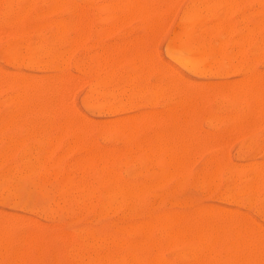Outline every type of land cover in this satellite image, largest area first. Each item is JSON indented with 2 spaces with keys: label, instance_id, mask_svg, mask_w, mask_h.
I'll return each mask as SVG.
<instances>
[{
  "label": "rangeland",
  "instance_id": "obj_1",
  "mask_svg": "<svg viewBox=\"0 0 264 264\" xmlns=\"http://www.w3.org/2000/svg\"><path fill=\"white\" fill-rule=\"evenodd\" d=\"M11 1L12 0H8V1L7 0H0V14L2 13L4 16H6L5 11H6V14H8V10H7L8 4L11 6L12 10L15 9L14 14L12 13V10L10 9L9 10L10 13L8 14V16L3 18V16L0 15V19H1L0 20V79H1L0 84H2L0 86V99L3 98L2 100H0V117H3V119H4V120L0 119V123H2V121H4L2 123V125H5V120L8 119V123H9L8 128L10 127L9 129H7L5 127L6 126L5 125L4 130H3V127L0 124V131L2 130V132H0V137H1L0 140H2V141H0V146H3L4 141L8 142L7 138L9 139V137H10V140L8 143L9 148H7L8 147L7 143H5V146L7 145V147H5L4 150L7 151V154L5 155V157H1V159L3 158V160L0 162V173H1L0 178L6 177L5 175H7V178L9 179V182H7V181L4 182V180L0 181V194L2 192V194L0 196V234H2V236H0L1 247H2L1 243H3V249L0 247V250L2 252V253L0 252L1 253L0 256L3 255L0 258V264H7V263L8 264H15L14 260L16 263L18 262V264H19V262H20V264H21V262H22V264H54V263L55 264H75V263L76 264H80V263L81 264H93L94 260H95L94 264H99L101 261H102V264H122L123 262H124L123 264H130V263L133 264V262H134V264H142V263L143 264H161V263L162 264H187V263L189 264L190 259H194V257L190 258L188 256L185 259V255L187 256V253L185 251H187V252L189 251L188 250L189 249L188 244L186 243L187 244V246H186V244H184L185 240H184V243H182L183 240H181V241H179L180 246L177 247L179 243H178V240L174 239V237H173L174 235L173 236L171 235L172 234L171 229L167 228L164 231L165 227L163 228L161 226H157V232L155 233L156 227L149 230V232H146L145 230H138L136 228H133V227L139 225L140 223L145 222L146 220L147 221L154 220L155 216L162 215V214L163 215L166 214L169 216L170 213H171L170 217H172V215H173L174 216L173 218L180 217L181 219H184L186 221V223L189 226H191L192 230H193V228H194V231L199 230L198 232H200V234H203L204 236H206V235L208 236L209 233H210L209 235L212 234L210 231H208L210 228H212L214 226L218 227V228H212L211 229L212 232H214L215 229H218L217 230L218 234L216 233V231L213 234L214 237L217 238L216 245H215L216 248L213 245V247L211 246V250H210V246L209 247L207 246L208 251H207V247H204L206 249V251L204 249L203 252H202L201 248L197 249L196 253H197V257L199 259L195 258L196 261L193 260L194 263L191 260V264H198V262L200 264H207V263L212 264L213 262L216 264V261H217V264H219L221 261H223L227 257V255H228L227 252H228V250H230L231 247L228 249V244L226 243V241L229 240L230 238L234 237L233 233L231 236V232H232L231 227L233 226L232 225V223H233L232 219H234V217H233L234 214H235V217H237L236 219L237 220L239 219L238 221H239V225L241 226V230L244 228V227H242V223H241L242 222L241 215L243 214V216H246L247 220L249 217V220L251 223L247 224V221L245 220V225L244 224L243 225L248 227L247 229L245 227V230H248L250 227H251V230L252 229L254 230L253 234L251 236L253 238L252 239L253 240L252 245L254 243L256 245H258V246H256L254 244L256 247H258V249L256 247L255 248H256V252L260 253L259 254L260 258L258 257V255L256 257V255H255L256 253H254L255 248H254V246L252 247V245H251V247L253 248V250L249 249L250 247H246L245 254L244 253L242 254L243 250H245V249H242V250L239 249L238 250L239 252L237 251L238 255L242 254L241 256H243L242 257L243 259H244L245 255H247L245 257V258H247V261L244 260V263L246 262L245 264H256V262H257V264L263 263L264 262V256L262 255V253L264 252L263 239H262V243H261V242H258L259 238L258 239L256 238L257 235L260 232H262V229H261V231L257 232L256 227L259 226V229H260V227L263 228V232H264V216H263L264 211H262V204L264 206V175H263L264 174V171H263L264 167H263V169L259 168L262 164L264 165V114L262 115L263 112L261 110V106H259L261 103L260 102L261 97H262L261 94L264 93V91H263L264 85L261 86L262 93H260V91H261L260 90L258 92V94H256L257 96H255L254 91H255V93H257L256 90L260 89L259 84L262 85L264 83V80L261 79L264 77V51H263V48H264V0H242V1L241 0H232V1L227 0V1H229L228 3L231 2V4L235 1L236 2L238 1V3L240 2V4L237 3V5H235L236 2L233 3L234 8H233V5L231 7L230 4H229V8H228V4L224 0H218V1L217 0H212V1L209 0V3H211L210 8H202L203 10L201 8H197L200 10V12L196 8H195L196 10L193 8H189L190 4L192 2L194 3L195 0H169V2L167 0V1H165V4H164V0L163 1L162 0H145V1L139 0L140 4L142 3L141 6L145 5V7H146V8H142V9L140 7V11H139V8H137L139 11V14L136 12V10H137L136 8H133V11H132V8H127V10H131L130 12L129 11L125 12L124 8L123 9L121 8V10H120V8H115V10L113 8V10H114L113 12L111 9L110 15L111 14H112L111 16L118 15L117 16L118 19L116 16H115V19L109 18L110 15L108 13H109L110 8H108L106 11V8H107L106 5L108 6V4H109V6H110V2H113V0H80V1L79 0H68L67 3L65 2L66 1L65 0V1H62V3H60L61 5H58V6H57L58 3L57 4L54 3V5H55L54 7H56V6L58 7V9L57 10L55 9L54 12H53V1L54 0L53 1L41 0V1H43L44 4L40 0L39 1L38 0H36V1L32 0L35 5H32L33 2L27 3L28 0H23V1L18 0L17 3H16L17 0H15V1L13 0V4ZM37 1H38V3H37ZM90 1H93V2L91 3ZM158 1H159V3H157ZM197 1L198 0H196V2ZM14 2L16 3V5ZM39 2H41V4ZM74 2H77V3H75L76 7L73 5ZM86 2L89 5V10L86 9V11L87 12L89 11L88 13L90 15L87 14L86 11L84 10V12H85L84 16L86 18L85 19L82 11H83V9L87 8L85 5ZM147 2L149 4V6L147 5ZM212 2H214V3H212ZM216 2H217V5H219L218 8L216 6H214V4ZM218 2L219 3L221 2V4L223 3L224 5L226 3L225 6H227V7L224 8V5L220 6V4ZM63 3H64V7H62L60 9V7L62 6ZM65 3H66V5H68V3H70V5H68L69 8L71 7L73 10H75V11L77 10V12H79L78 11V9H80L79 6L82 5L81 11H80L82 13V15H80V13H78V14L80 15L81 18L83 16L82 19H84V23L89 22L88 26H85L86 25V23H85V25H84L85 29H84V27H83V29H80V28L77 29L76 28V27H78V25H79V27L82 28L83 20L81 22L80 17H78L79 15L76 16L77 12L74 13V11L71 8H70V10L67 9L68 6L66 7ZM71 3H72V5H71ZM78 3H79V5H78ZM167 3H169V5H167ZM27 4H28V6H27ZM83 4H84V6H83ZM152 4H153V6H152ZM90 5L92 7V10L90 8ZM240 5H241V7H240ZM31 6H33V8ZM72 6L75 8H73ZM151 6H152V8H149ZM163 6H164V8H163ZM16 7H18V8H16ZM28 7H29V9L31 8L30 11H29ZM50 7H52L51 8L52 11L50 10ZM102 7L105 9H103ZM8 9H9V6H8ZM190 9H192V10L190 11ZM16 10H17V12H16ZM22 10H24L23 13H21ZM25 10H27V12ZM116 10H117V13H116ZM122 10H124V12H121ZM142 10H145V14H144V11H142ZM193 10H195V13H197V14L201 13V15H197V14L196 15L198 16L197 19H199L200 16L202 17L200 19V21L202 23L200 22V24H199L197 21V23L194 24V22H196V19H195L191 23V25H192V29H191L190 24L185 25V21H183L184 22V24H183L182 20L184 19V16L187 14V12L188 13L193 12ZM57 11H59V12H57ZM119 11H120V13H119ZM37 12L39 13L38 15H37ZM67 12H68V14H67ZM134 12H136V13H134ZM141 12H143L144 18H143V15L142 16L140 15ZM25 13L27 14V18L24 19V17H23L22 18L23 21L21 22L20 21L21 15L26 17ZM93 13L95 14L98 21L96 20V18L94 21L93 17H95V16ZM125 13L127 14V16ZM12 14H13V16H12ZM18 14H20V17H18ZM34 14H36V16ZM128 14L131 17V19H130V17L127 18ZM150 14H151V16H150ZM122 15H123V17H126V19L125 18L123 19ZM15 16H16V18H15ZM71 16H72V19H71ZM77 17H78V19H77ZM74 18H76V21H78L77 22L78 24L77 23L75 24L76 27L74 26V20H73ZM120 18L122 19V24H121ZM99 19L101 22H99ZM71 20H73V26H72ZM111 20H112V23H111ZM117 20L120 21V23ZM124 20H126V21L128 20V22H126ZM57 21H59V23H58L59 25L55 24ZM69 21L71 22V24ZM28 22H29V24H28ZM60 22H62V24H63V25L61 24L62 27L65 26V28H64L65 33L63 31L64 29L60 25ZM150 22H152V23H150ZM181 22H182V24H181ZM22 23H24V26ZM32 23H33V25H32ZM35 23L38 24V25L36 24L37 28L34 27ZM66 25H67V28H66ZM31 26H32V28H31ZM117 26H119V27H117ZM187 26H188V30H186V31H189L188 33H190L189 36L191 37L190 38L191 42H195V40H196V43H197V42H200V41H203L206 39V41H208V45L210 47H214V48L216 47L217 48V45L218 46L221 45L218 48L220 53H219V56H216V62L214 61L215 59H213V57L215 55L209 56V57L206 56L205 57L206 61H202L195 68L188 69V68L182 66L180 63H178L174 59V57H176L178 54L177 51H173V54L175 56H172L168 53V47L170 45V41L173 39L174 36H178V34L180 35L182 33V35H180V36H183V33L185 34L184 27L187 28ZM195 26H197V28ZM40 27H42V28H40ZM86 27H88V28H86ZM39 28L41 30H39ZM189 28H190V30H189ZM57 29H59L58 32H57ZM201 29H202V31H201ZM35 30L37 31L36 33H35ZM60 30H61V34H59ZM79 30L80 31L83 30V31H81V35H82L81 40H80L81 36H79L80 32H77ZM199 31H200V33H199ZM204 31H205V36H204ZM20 33H22L23 35ZM54 33H55V35H54ZM62 33H63V38H62ZM83 33H84V35H83ZM85 34H87V36H85ZM56 35H57V37L59 35V37H58V39L56 37V41H55V39L53 40V38H55ZM52 36H53V38H52ZM243 36H245V38ZM246 36L247 37L250 36L251 38L250 37L246 38ZM69 38H71V39L69 40ZM78 38H79V40H78ZM184 38H185V36H184ZM207 38H208V40H207ZM24 39H25V41H24ZM59 39L60 40L62 39L63 41H60ZM72 39L74 40L73 44L75 43V39L78 40L77 42H79V44L76 42L78 44V46H75V45H77L76 43L74 44L75 47L72 45V43H71ZM243 39H244V41L241 43V41ZM57 41H58V44H57ZM66 41H67V43H66ZM167 41H168V43H167ZM14 42H15V44H13ZM33 42H35L34 45L36 48L38 46L40 47V48L38 47L37 53H36V49L34 48V45L32 44ZM36 42H37V44H36ZM69 42L71 43V45ZM80 42H82L83 44ZM212 42L216 46L213 45ZM235 42H236V44H235ZM247 42L249 43V45L247 44ZM10 43H11V45H10ZM26 44H27V46H29L30 49L27 50ZM42 44H45V45H42ZM15 45H17L18 48L15 47ZM240 45H242L241 49H240ZM8 46L10 48H8ZM19 46L21 47V50H20ZM23 46H25L24 49H23ZM31 46H33V48H31ZM13 47H14V49H13ZM42 47H43L44 51H42ZM49 47H50V49H48ZM242 47L244 49H242ZM258 47H260V49ZM25 48H26V50H25ZM220 48H221V50H220ZM224 48H225V50H223ZM17 49H18V51H17ZM236 49H238V50L240 49L241 51L237 52ZM12 50H15V51H12ZM39 50H40V52H39ZM55 50H57L58 52L61 51L62 52L61 55L63 54L62 50H64L65 56L67 55V57L69 58V59L68 58L66 59V57L64 58V59H66V61H65L66 66H65V68L62 69V72L64 73V75H63V73H61L60 68L62 66H64L65 62H64V60H62V66L60 65V60L59 59L57 60V56H56V58L54 57L55 53L58 54V52ZM235 50L237 53H239L238 55H237V53H236V55H234L235 52H231V51H235ZM5 51H7V52H5ZM19 51H20V53H19ZM47 51L50 52L51 54H53V56L52 55L50 56V54L48 55ZM66 51H67V53H66ZM106 51H108V52H106ZM248 51H249V53H248ZM257 51H258L259 56L256 54ZM24 52H25V54H26V52H28V53L30 52V53L24 55ZM44 52H45V56H46V54L48 55V56H46V59H45V56L42 57L44 55ZM109 53L112 54V55L110 54V57H109ZM230 53L232 55L231 56L232 58L231 57L228 58V56H230ZM38 54H40L39 58L37 56ZM243 54H244V56H243ZM255 54H256V56H255ZM260 54H261V58L258 59V57H260ZM3 55H5V56H3ZM27 55L29 56L30 60L27 58ZM21 56L26 57V58L22 59ZM238 56H239V58H238ZM15 57L16 58L18 57V59L15 60ZM19 57L24 61H21ZM32 57L34 59H32ZM63 57H64V54L62 55V58ZM108 57H109V61H107ZM112 57H115L116 59L112 58ZM52 58L55 59V61L53 60V62H48L49 59L51 60ZM58 58H61V56L60 57L58 56ZM100 58H102L101 63H100ZM208 58H209V60H208ZM250 58L253 61H251ZM47 59H48V61H47L48 64L46 65L45 62ZM222 59H223V61H222ZM231 59H232V61H231ZM243 59H244V63H243ZM19 60H20V62H19ZM33 60H35V62H33ZM41 60H43V62L45 60V62H44L45 65H43ZM211 60H212V62H211ZM234 60L237 62L239 61L238 62L239 64L241 62V64L238 65V63H236ZM12 61L14 63H12ZM91 61H92V63H91ZM103 61H105V63ZM220 61H222V62H220ZM224 61H226V63H224ZM31 62H32V64H31ZM114 62H115V64H114ZM210 62H211V64H210ZM102 63L104 64V67H103ZM106 63L108 65V68L106 66ZM109 63H110V65L111 64L115 65V68H114V66L113 67L110 66V69H109ZM227 63H228V65H227ZM28 64H29V66H28ZM207 64H210L212 66L208 65V67H207ZM245 64L251 65V67L248 66L250 68L249 69L247 68L246 71L244 70L245 66H246ZM23 65H25V67ZM30 65H31V67H30ZM40 65H42V66H40ZM75 65H77V66H75ZM101 65H102V68H101ZM55 66L58 67L59 69L53 70ZM88 66H89V68H88ZM220 66H222V67H220ZM242 66H243V68H242ZM45 67H46V70H45ZM42 68H43V70H42ZM48 68H49V70H48ZM146 68H147V70H146ZM196 68H197V70H196ZM86 69H87V72H86ZM93 69H95V71H93ZM96 69H98V70H96ZM91 70H92V73L96 72L95 75L93 74L95 77H93L92 73L90 74ZM102 70H103V72H105L104 73L105 75H103ZM110 70H112V71H110ZM249 71H250V73H249ZM2 72H6V74H4ZM11 72L13 73V75H11ZM101 72H102V75H101ZM256 72H257V74H256ZM252 73H253V75H251ZM97 74L99 75V78L97 77ZM110 74H111V76H110ZM259 74H260V76H257ZM251 76H253V77L255 76V78H251ZM17 77L19 79H16ZM21 77L23 78V81H21ZM107 77L109 79H107ZM257 77L261 79V82L263 80V83H261L260 79L258 80ZM3 79H4V81L6 80L8 82L12 79L13 80L15 79L18 81H16V85H14V87H13V83L15 84V80L13 82H10V83H12L11 86H10V83L8 85V82H7V84H5L6 83L5 82L4 85H5V87L7 86V88H8V89H6L3 86V82H4ZM19 80L21 81V83ZM105 80H106V82H104ZM107 81H108V83H107ZM25 82H27V84H25ZM28 82H30L31 84L29 83L30 84L29 85ZM110 82H111V84H110ZM255 82H259V83L255 84ZM17 83L19 84V87H20L19 89H18ZM94 83L99 84V87H98V84H96L97 87H95L96 97L99 94V96L96 99V103L94 102L95 101V97H94L95 94L93 95L94 89L92 90V88H91V87H93V85L95 86ZM100 83H101V85H100ZM222 83H223L224 88L222 87ZM21 84L24 85L23 91H22L23 87L21 86ZM35 84H36V86H34ZM104 84L106 86L109 84L108 88L105 87ZM215 84H217V85H215ZM224 84L227 86V88L225 87ZM25 85L26 86L29 85V87L31 85H33V87H30V94L31 95H29V89H28L29 87L27 86L28 87L27 88ZM156 85H157V87H156ZM219 85H221V86H219ZM158 86H159V88H158ZM230 86H231L232 91H233V88L235 90V91H233V93L230 90ZM16 87L18 90L16 89ZM44 87H45V89H44ZM103 87H105V88L103 89ZM221 87H222V90H221ZM238 87H239L240 91H239ZM25 88H26V90L28 89V91H27L28 95L25 94L26 93ZM39 88H40V90H39ZM110 88L113 89V91L111 89L112 93L110 92ZM20 89H21V92H20ZM31 89L35 91L33 95H32L33 91ZM108 89H109V91H108ZM115 89H117L116 90V93L118 92L117 94H115ZM156 89H157V91H156ZM24 90H25V92H24ZM154 90H155V92H154ZM158 90H159V93H158ZM224 90H226L225 91L226 94L224 92H222ZM244 90L246 93L245 94L246 97L249 94V100H246V97L244 96V92H243ZM92 91H93V93H92ZM17 92H18V95H16L15 98L14 97L12 98L13 94H16ZM99 92H101V94ZM108 92H110V95H107ZM229 92H230V96L232 98L229 96H228V98L229 99L231 98V101L233 100L232 103L227 98V95H229ZM238 92H239V94L242 92L241 97L244 96V98L240 99L239 94H238L239 98L237 95L235 97L234 95L237 94ZM251 92H253V93H251ZM259 93H260L261 97L259 96ZM20 95L21 96L24 95L23 99L25 98L24 102H27L25 104L26 106L29 103L28 102V100H29L28 96L30 97L31 100H33V101L35 100L34 101L35 105L37 104V107H35V109H37V111L35 109L33 110L34 106L30 108V104L33 105V102L29 103V106H27L28 108L27 107L24 108L23 102H22L23 99H22V97L20 98ZM116 95H117V97H116ZM223 95L225 96V98ZM111 96H112V98H111ZM189 96H190V99H189ZM251 96H252V98H251ZM9 97H11L12 99ZM198 97H199V99H198ZM201 97H202V99H201ZM233 97H235L237 100L235 101V98L233 99ZM184 98H185L184 101H186V103L188 102L189 105L188 104L186 105V103L183 101ZM253 98H254V100L257 101L256 104L257 103L259 104L258 107L260 108V110L257 111L258 115L255 113L256 111L254 112L255 114L254 113L252 114V112H251V109H252V111H253V109H256V106L254 105L255 102H254ZM6 99H9V100L6 101ZM15 99L16 100L18 99L20 101V104H22L21 108H19L20 104L18 101V109L17 110H16L17 106H15V110H14V106H13V105H17L16 101L13 102ZM102 99H104V101H102ZM221 99H223V101H221ZM44 100H45V102H44ZM85 100H86V103H85ZM188 100H190V101H188ZM250 100H251V102H250ZM262 100H263V97H262ZM9 101H12L11 102L13 104L12 106H10ZM46 101H48L47 105H46ZM109 101L111 102L110 104H109ZM217 101H219L218 104H217ZM237 101H238V104L240 106L239 108H238ZM87 102L89 104H87ZM101 102H102V104H101ZM107 102H108V104H107ZM235 102H236V104H235ZM245 102H246V104H245ZM38 103H39L40 107L38 106ZM43 103H45V104H43ZM92 103H94V104H92ZM104 103H105V105H104ZM41 104L43 105L44 108L41 106ZM85 104H86V106H85ZM113 104H114V108H112ZM219 104H220V107L218 108ZM263 104H264V102H262V106H263L262 109L264 110ZM45 105H46V107H45ZM249 105H250V109H249ZM253 105L255 106V108H253ZM54 106H55V109H54ZM110 106H112L111 110L109 108ZM243 106H244V108H243ZM38 107H39V110H38ZM181 107H182L183 111H182ZM106 108H107V110H106V112H104ZM115 108H116V110H115ZM233 108L236 110L234 111ZM22 109H24V110L21 112ZM117 109H119V110L117 111ZM196 109H198V110L196 111ZM215 109L220 111L221 114H223L224 116L223 115L221 116L220 112L219 113L216 112ZM40 110H41V113L43 112L42 114H44L45 116L44 115L41 116L40 115L41 113L37 114V112L38 111L40 112ZM42 110H44L45 112ZM68 110H69V112H68ZM237 110H238V112H237ZM243 110H244V114L242 113ZM15 111L17 112L16 114H15ZM56 111H57V113H56ZM53 112H54V114H53ZM187 112H188V114H187ZM234 112H235V114H234ZM259 112H260V114H259ZM34 113H35V115H34ZM49 113H50V115H49ZM13 114L15 115V117ZM195 114H196V116H195ZM239 114H241V116H239ZM11 115H13V116H11ZM182 115L185 116V118ZM214 115L218 116L219 120H217L218 117H216V119H214V117H213ZM250 115H252V116H250ZM261 115H262V117L260 118ZM63 116H64V118H63ZM258 116H259V118H257ZM9 117H10V121H9ZM208 117H209V121H208ZM210 117H213V119L215 121L213 119H211ZM248 117L249 118L251 117V119H248ZM15 118H17V119H15ZM37 118H38V121H37ZM223 118H224V120H223ZM235 118H237L236 119L237 121L235 120ZM65 119H66V121H65ZM139 119H140V121H139ZM11 120H12V122H11ZM21 120H22V122H21ZM43 120H44V122H43ZM68 120H69V122H68ZM72 120L75 123H73ZM141 120L142 121L144 120L145 123H144V121L142 123ZM171 120H173V122H171ZM178 120H180V121L178 122ZM233 120H234V122H233ZM63 121H65L64 124H66V122H67L68 125L62 124ZM137 121L139 124L137 123ZM38 122L41 124L40 126H39ZM41 122H43V124ZM52 122H53V124H52ZM71 122H72V124H71ZM79 122H81V123L79 124ZM117 122L118 123L120 122L121 125L119 124V126H118ZM126 122L130 123L129 124L130 126ZM237 122H239V123H237ZM124 123H125V125H124ZM27 124H35L36 128L33 127L32 125H31L32 127H30L29 125L26 126ZM75 124H77L76 126L78 128L76 126L72 127V125H75ZM116 124H117V126H116ZM140 124H141V126L139 128ZM14 125L16 126V128L13 127ZM17 125H18V127H17ZM20 125H21V127H20ZM43 125H45V127H47V126L48 127L44 130ZM58 125H59V127H58ZM62 125H64V127H65V129H64V131L66 130L65 132L61 131V129H63ZM70 125H71V127H70ZM170 125H172V126H170ZM25 126L27 127V130L25 129L27 131V134L30 132V130H32V132H30L31 135L35 131L34 134L37 135V138H38V134H39V136H41V139L40 138L37 139L35 136V137H33L34 141H32V136H34V134L32 136L31 135L29 136V134H30L29 133L27 135V140H26V132H25L24 142L26 140V143H24V145L21 144L22 146H20V148L17 150L19 143L23 142V139H20V136H21V134L24 133V132H22V130H24ZM38 126H39V128H38ZM131 126H132V128H131ZM11 127H13V129ZM57 127H58V130H57ZM136 127H138V128L136 129ZM59 128H60V136L58 133ZM68 128L70 131L68 130ZM6 129H7V131H6ZM41 129H42V132H41ZM97 129H98V131H97ZM172 129H174V134H173ZM187 129H188V131H191L195 135L193 136V134H190V132L188 133ZM77 130H78V132H77ZM132 130H134V132H132ZM170 130H172V131H170ZM47 131H49V132L47 133ZM71 131H74V132L72 133ZM122 131H123L124 135H123ZM160 131H161V133H160ZM182 131L183 132L186 131L187 136H188V134H189V136L184 137L185 132L183 135ZM37 132H38V134H37ZM169 132H170V134H169ZM176 132H177V134H176ZM79 133H81V134H79ZM166 133H168V134L166 135ZM70 134H73V137ZM74 134H76L77 138H75ZM156 134H157V139H155ZM172 134L174 137L172 136ZM57 135H58V138L60 137L58 139V141H57V138H55V137H57ZM130 135H131V137H130ZM179 135L180 136L183 135V137L185 139L184 140L185 146L183 144L182 146H180V148H179V144H177V142L174 143V141H176V140L180 144L184 142L181 140L182 137H180ZM190 135L194 137L193 140H191ZM28 136L31 138V140ZM150 136H151V140L153 138V140L151 141L153 143V145H154V142L156 143L154 147H153L152 143L150 144ZM21 137L23 138L24 134ZM53 137L55 138V141H54ZM161 137L164 138V141H165V137H166L167 144H165V142L163 140H161L162 139ZM175 137H176V140H175ZM4 138H5V140H4ZM13 138H14V140L11 141V139H13ZM16 138L18 140L17 141L18 144H17V147H15L16 144H14V148L16 150V152H15L14 148L10 144V141H11V143H13V142L15 143ZM49 138H50V141L52 140V142H51L52 146L50 144L48 146V144H47L49 141ZM147 138H149V140ZM168 138L170 141L168 140ZM171 138H173L172 141H171ZM177 138L178 139L180 138V139L178 140ZM188 138L190 139V141ZM19 139L21 140V142ZM28 139L30 140L29 143H28ZM42 139L44 142L41 143L40 141H42ZM79 139L80 140L82 139L81 143H80ZM38 140H40V141L38 142ZM73 140L75 142L72 143V145H71V141H73ZM186 140L188 141V143L186 142ZM45 141H47V142L45 143ZM143 141H145L144 144L146 145L144 147H143L144 144L142 145ZM124 142H126V144ZM27 143H28V145L30 144L29 148L27 146ZM87 143H88V145H87ZM90 143H91V146H90ZM31 144H32V147H34V149L31 148ZM139 144H141V145H139ZM186 144L189 145V146L188 145L187 146L189 147L190 150H188ZM190 144L191 145L193 144L192 145V147H194L193 149H192ZM85 145H87V146H85ZM169 145L171 146V150L170 149H168V150H170L172 152V154L170 152H168V150H167V153H169L168 157L173 156L177 152L178 159L181 160L183 157V154L180 151H181V147H183V146H184V149L186 147L184 154L186 153L188 157L190 154V157L187 159L184 158L186 156V154L183 157V159L187 160V163L190 165L186 164V161H184L187 169H185V164H183L182 168H184V169L182 170V173H181V169H178V167L180 166V163H179V166H178V162L175 163L176 162L175 159H177L176 157L174 159L175 162L172 160V162H174L173 164L171 162L172 165L171 164H170V166L166 165V164H169V162L171 161L170 159L171 158L173 159L174 156L169 158V160H168L169 162L168 163L166 162V164L163 163V166H162V162H164V161L161 160L160 155L162 153V158H163V153L165 156L167 155L165 148H168ZM26 146H27L28 150L26 148H24ZM89 146L92 149L91 150L88 149L89 150L88 151L87 148H89ZM134 146H135V151H134ZM156 146H157V148H155ZM159 146H160V149L158 150ZM164 146H165V148H164ZM39 147H40V149H39ZM69 147H70V150H69ZM71 147H72V149H71ZM149 147H152V148H149ZM176 147H177V149L179 148L180 151H179V149L176 150ZM44 148L46 150L45 155L43 153ZM84 148H85V150H84ZM142 148H144L145 150L144 151L141 150V152H140V149H142ZM162 148H164L165 150H163ZM0 149H1L0 151H2V147H0ZM11 149L13 150L14 153H11L12 152ZM23 149H25V150H23ZM47 149L49 151L51 149V154L47 151ZM120 149H121V152H120ZM154 149H155V151H154ZM93 150H94V152H92ZM105 150H106V154L104 153L105 154L104 155L103 151L105 152ZM110 150L114 151L115 156L113 155V151L111 154ZM23 151H25L24 153H27L26 151L31 152V153L23 154V156H22L21 154ZM84 151H85V153H84ZM107 151H108V153H107ZM157 151H158V154H157ZM189 151H190V153H189ZM219 151H220V153H219ZM36 152H37V154H36ZM149 152H150V154H152V156H150ZM56 153H57V155H60V157L58 156L59 158L57 157V159H56V156H57ZM90 153H92L93 156L90 155ZM96 153H97V156L100 155L99 158L95 156ZM98 153H99V155H98ZM19 154H20L21 159L19 158ZM31 154H32L33 158L31 157ZM47 154H49L48 157H47ZM88 154H89V156H88ZM141 154H142V156H141ZM147 154L150 158L147 156ZM155 154L158 156L156 157ZM180 154H182V157L179 156ZM224 154H225V156H224ZM7 155L9 158H7ZM36 155H37V157L39 156V158H37ZM42 155H43V157H46V159L43 158V161H45L46 167L48 166L46 168V170H48L47 172L45 171V167H44L45 163L44 162L42 164V166L44 165L43 167L41 166V164L40 165L38 164L39 160L42 161V157H40ZM107 155H109L110 159L107 158L108 157ZM105 156H107V157L105 158ZM132 156H133V158H132ZM165 156H164V158H165ZM221 156H222V158H221ZM26 157H29V158L26 159ZM89 157H91L90 160L88 159ZM94 157H96L97 159L100 160V162L103 165L102 167L100 166L101 163L100 162L98 163L99 160L97 161V159H95ZM113 157H116V159H114ZM5 158H7V159H5ZM155 158L156 159L158 158L160 164ZM166 158H167V156H166ZM209 158L211 159V161L216 158V160H214L215 165H214V162L212 163ZM52 159H54V161H55V159L56 160L60 159L59 160L60 162L58 161V163H56V164L53 162V164H54V166H53V165H51V162L53 161ZM81 159L83 161H81ZM84 159L86 160V162ZM92 159H94V160H92ZM129 159H130V161H129ZM189 159L191 160L192 164L188 162ZM223 159H225V163L223 162L224 161ZM46 160H48V162ZM102 160H105V161H103L105 164L102 162ZM145 160H147V161H145ZM180 160H179V162H180ZM21 161H23V162L21 163ZM106 161H107V163H106ZM124 161H125V163H123ZM166 161H167V159H166ZM16 162H17V164H16ZM19 162H20V164H19ZM24 162L29 163V166L27 164H24ZM30 162L34 163V164H32L30 166ZM108 162L111 165L110 167H109ZM216 162H217V164L219 163L218 164L219 167L217 166ZM79 163H81L83 165H81V164L78 165ZM182 163H183V160H182ZM48 164H50V165H48ZM89 164H90V166H89ZM144 164H145V166H144ZM153 164H154V166H153ZM176 164H177V167H175ZM6 165H7V167H6ZM22 165H23L24 170L21 167ZM34 165L36 166L35 168H34ZM86 165H87V167H85L83 169V166H86ZM92 165H94V166L92 167ZM104 165L105 166L108 165V168H107V166L105 168ZM117 165H119V167ZM209 165H210V167H209ZM213 165L218 167L217 168V171L219 169L218 173H214L215 169H213ZM256 165H257V167H256ZM12 166L14 167V171H13ZM32 166H33V168H31ZM99 166L101 167L100 169H99ZM113 166H115V167H113ZM146 166H147V169L145 170ZM222 166H223V168H222ZM80 167H82V168H80ZM156 167L158 169H156ZM167 167H168L169 171H170V168L175 167V169L176 170L178 169L180 171V173H179V171H177L179 174L177 175V177H175L173 172H172L173 169L169 173H167L168 172V170L166 169ZM188 167H190L189 170H188ZM206 167H208L209 169ZM20 168H22V170ZM86 168H87V170H85ZM93 168H95V169L93 170ZM116 168L118 169L117 171H116ZM159 168H161V170H159ZM210 168H212V170ZM225 168H227L228 170H225ZM6 169H8V170H6ZM43 169L46 173L45 172L41 173V171ZM51 169H52V171H51ZM60 169H61V171H60ZM63 169H64V171H63ZM67 169H68V171H67ZM103 169L105 171H107V173L109 171H112L115 174L118 173L117 178L119 179L120 182L146 183V182L150 181L152 183V187H151L152 189L150 188L149 192H148V190H144L145 192L143 191L142 194L139 196L138 206L136 207L135 213L123 216L122 214H120L121 213L120 210L115 211V209L113 210V208L108 209L106 211H102L100 206H99V202L97 201V199L92 200V202H94V203H92L91 200L89 202L87 201L86 206H84V204H78V207L76 208V205H77L76 204L74 207V202H73L72 198H75L76 196H78V198H79V196L82 197V193H84L83 195H85V193L88 192L89 190H91V191L94 190V193L96 195L101 194V193H103V194L105 193L106 184L104 183L105 182L104 176L106 177L107 173ZM138 169H140V170H138ZM151 169H152V172H151ZM175 169H174V172L176 173ZM201 169H202V171L200 173ZM231 169H233V170H231ZM4 170H5L6 174L4 173ZM34 170H37V171H34ZM156 170L160 173H158ZM206 170H207V173H206ZM256 170L258 172L257 174H256ZM9 171L12 172V174L8 173ZM30 171H31V173H30ZM53 171H54L55 177L52 175ZM55 171H56V173H55ZM101 171H102V174H101ZM139 171L141 172V174H139V176H138L137 174L139 173ZM147 171L149 172L148 174H150V173L151 174L150 175L146 174ZM153 171H154V173H153ZM230 171H231V173H230ZM233 171L235 172V174ZM260 171H261V173H260ZM32 172H33V174H32ZM64 172H65V174L66 173L68 174V176H69L68 179H67V177H68L67 175H66L67 177L66 176L63 177ZM99 172H100V174H98ZM211 172H213V173L211 174ZM3 173H4V176H2ZM19 173H20V175H19ZM23 173L25 176H23ZM39 173H40V176H42V177H40L38 175ZM142 173H144V174H142ZM155 173H156V175H155ZM171 173H172V175H170ZM227 173H228V175H227ZM229 173H230V175H229ZM241 173H242V175H241ZM9 174H11V175H9ZM26 174H27V176H26ZM158 174H160V176L158 177L159 184L157 187V183L155 182V184H154V181H157ZM168 174L170 175V179L168 178ZM201 174L204 178L201 177ZM208 174L210 176H208ZM253 174H254V180H253ZM8 175H9V177H8ZM14 175H16V177ZM17 175L20 177V179H19V177H17ZM61 175H62V177H60ZM97 175H99V176H97ZM198 175H200V176H198ZM231 175H233V177H231ZM239 175L242 178H240ZM259 175H260V177H259ZM13 176H14V178H13ZM21 176H23V177H21ZM132 176H134V177L132 178ZM162 176H163V179H164V177L166 180L168 179L165 182V184H164V181L162 182V179H161ZM182 176H184V177H182ZM211 176L212 177L214 176V178H215L214 182H217L216 181L217 179L219 182V183L218 182L216 183V184H218V187L216 185L213 190H211V188L214 186V184L212 182L213 178ZM249 176L251 179L250 182L248 179ZM59 177H60V179H59ZM80 177H81V179H80ZM141 177L143 179H141ZM180 177H182L183 183L180 182L181 181V179H179ZM199 177H201V180L206 179L207 182H205L206 180H204V182H202L203 184L199 185L200 184V181H199L200 178ZM243 177H244L245 181L243 180V182L241 183V181H242L241 179H243ZM46 178L48 179V181ZM64 178H66V181L64 180ZM150 178H151V180H150ZM153 178H154V181H153ZM10 179L11 180L14 179V180L11 182ZM101 179H103V182ZM177 179H179L180 183L177 181ZM233 179H236V180H233ZM74 180H76V182H78V183H76ZM78 180H80V182ZM89 180H90V182H89ZM100 180L102 183L100 182ZM160 180L162 183H160ZM209 180H210V182H209ZM256 180H257V182H256ZM42 181L44 182V184ZM45 181H46V183H45ZM175 181L178 182L176 185H175ZM73 182L76 185H74ZM99 182L102 184L103 188L99 184ZM208 182L212 183L213 186H212V184L208 185ZM258 182H259V184H258ZM40 183L42 184L43 189L41 188ZM64 183H66V186H68V184H69V187H66ZM103 183H104V185H103ZM206 183L209 186L208 189L210 188L209 190H211L212 192L209 193V190L206 189L207 188ZM235 183H236V185H235ZM77 184H79V185H77ZM178 184L180 185L179 188L177 187V186H179ZM197 184L200 187H198ZM242 184H243V186L246 187L244 193H243L244 187L242 186V190L240 189ZM10 185L11 186L13 185V186L10 187ZM153 185L156 186V188L154 186L155 189L153 188ZM171 185H173V186H171ZM192 185H193V187H192ZM226 185L228 187H230V186L231 187L229 189H227ZM250 185L252 186V188H251L252 190L255 189L257 191L255 192V190H253V192H252V190L250 189ZM75 186H77V188L82 187V190L84 189L83 192L82 191L76 192L75 190H77V188ZM170 186L173 190L170 188ZM222 186H224L225 190L222 188ZM91 187H92V189H91ZM94 187H95V189H94ZM202 187H203V189H202ZM255 187H257V188H255ZM7 188L8 189L10 188L9 191L7 190ZM64 188H66V193H65ZM176 188H178V189H176ZM231 188H233V189H231ZM4 189H6V190H4ZM59 189H63V191H61ZM102 189H104V190L102 191ZM174 189H176V190L174 191ZM201 189H202V191H201ZM204 189H205V191H207V193L204 191ZM79 190H81V189H79ZM85 190H86V192H85ZM150 190H151V194H150ZM171 190L173 191L172 193H171ZM230 190H231V193H230ZM240 190H241V194L239 193ZM10 191L12 193H14L13 194L14 198H13V195L11 193H9ZM198 191H199V193H198ZM200 191L203 193L205 192L204 194H206V195H204L203 193L201 194ZM5 192L7 195L5 194ZM235 192H237V193H235ZM254 192H255L254 196H255L256 200L252 196ZM79 193H80V195H79ZM148 193H149V195H148ZM157 193L160 195L161 199H159L160 197L158 196ZM86 194H88V193H86ZM229 194H230V196H229ZM72 195H74V196H72ZM216 195H217V197H215ZM150 196H151V198H150ZM225 196H227L226 199H225ZM248 196L250 198H248ZM262 196H263V199L261 202L260 197H262ZM57 197L59 199L61 198V200L59 201V199ZM162 197H163V199H162ZM65 198H68L69 201L65 202L64 201ZM229 198H230V200H229ZM232 198L234 200H232ZM40 199H43V205L34 206L33 204L35 203V200L40 201ZM57 199H58V201H57ZM154 199H155V202H154ZM250 199H252V200L250 201V205H249ZM70 200L72 203L70 202ZM235 200H236V203H235ZM239 200H242L241 203ZM252 201L254 202V205H253ZM51 202H53V203H51ZM60 202H62V203L60 204ZM58 203H59V205H58ZM64 203H65V205H63ZM258 203H259V205H258ZM151 205H152V208H150ZM183 205H184V207H183ZM43 206H45V207L43 208ZM79 206L80 207L82 206V207L80 208ZM90 206H91V209H89ZM96 207H98V210ZM211 207L213 209H211ZM246 207H249V208H246ZM257 207H258L259 211H258ZM67 208H68V210H67ZM83 208L85 210L88 208V210H90V211L88 212V210H87L88 213H86V211L84 210V212H83L82 211ZM206 209H207V211H206ZM254 209L257 211H255ZM40 210H41V213H40ZM63 210H65L68 214ZM73 210L76 211V213ZM109 210H110V212H109ZM50 211H51L52 217H50ZM52 211L54 213L55 212L56 213L53 214ZM107 211H108V213L105 214V212H107ZM196 211L197 212L199 211V212L196 213ZM216 211H218V212L216 213ZM219 211H220V213L221 212L223 213L222 219H221V215H220ZM229 211L231 212V214ZM236 212L237 213L239 212L240 215H238ZM97 213H98V216L96 215ZM101 213H103L106 216H104ZM228 213H229V215H228ZM99 214H100V217H99ZM207 214H209V215H207ZM226 214L228 216H226ZM260 214H263V215L261 216ZM120 215H122V218ZM96 216H97V218H96ZM223 216H224V218H223ZM225 216L228 219L225 218ZM243 216H242V218H243ZM212 217H214V218H212ZM150 218H151V220H150ZM217 218H218V220H220V222L217 220ZM10 220H11V222H10ZM249 220H248V222H249ZM110 221L112 223L113 222H115V223L112 224V223H110ZM204 221H205V223H204ZM227 221L230 223H228ZM234 221L236 222L235 219H234ZM238 221L236 222V224H238ZM211 222H213V223L216 222V223L213 225V223L211 224ZM223 223H225L224 226H226L228 228L230 227L229 229L231 232L230 231L226 232V230L228 228L227 229L224 228ZM227 223H228V225H227ZM195 224H198V226H196ZM202 224H204L205 226L204 225L202 226ZM230 224L232 226H230ZM251 224H252V226H251ZM15 225H16V227H15ZM126 225L130 226V228L126 227ZM248 225H250V227ZM201 226H202V228H201ZM240 226H239V228H240ZM115 227H117V229ZM204 227H205V229H203ZM114 228H115V230H114ZM234 228H235V230H239L238 227H237L238 229H236V226ZM129 229H130V234L127 235L129 233ZM200 229H202V230L200 231ZM77 230H78V232H77ZM90 230H91L93 236L90 234ZM113 230H114V232H113ZM132 230L135 234H133ZM168 230H170V232L167 233ZM204 230H205V233H207V232H209V233L204 234L203 233ZM3 231H4V233L6 231V233L4 234ZM84 231H86V232H84ZM242 231H244V229ZM88 232L90 234V237L91 236L93 237L92 240H91V238L89 239ZM219 232H220V235H219ZM221 232L223 233V235L221 234ZM86 233H87L88 239L90 240V242L91 241L92 242L90 243L89 240L87 239L88 240L86 242L87 246H84L85 245L84 243L86 241V235H85ZM143 233H144V235H146V237H144V239L142 236ZM160 233H161V236L159 237ZM243 233L244 232H242V234ZM168 234H170V236H168ZM224 234H225V236H224ZM23 235H25V237ZM247 235L250 236L249 233ZM263 235H264V233H263ZM263 235L261 236L262 238H263ZM21 236L25 240L26 245L24 244V242H22ZM79 236L83 237V241H81L82 239ZM223 236L225 239L223 238ZM19 237L21 238V240L19 239ZM100 237H101V239L106 237V239H104V240L102 239L100 241V239H99ZM161 237H162V239H161ZM261 237H260V239H261ZM16 238H17V241H16ZM26 238H27V240H26ZM107 238H108L110 244H109ZM170 238H171L173 244H171ZM220 238H222V239H220ZM254 238H255V241H254ZM79 239H80V242H79ZM96 239H98V240L96 241ZM221 240L223 243L221 242ZM6 241H7V243H6ZM31 241H32V243H31ZM98 241L101 243H99ZM102 241H105V243L104 242L102 243ZM116 241H117V243H116ZM168 241H170V242L168 243ZM176 241H177V243H176L177 245L175 244ZM95 242H96V244H95ZM227 242H229V241H227ZM10 243H11V245H10ZM29 243H31L32 245H30ZM82 243H83V247H82ZM118 243H121V244H118ZM181 243H182V245H181ZM217 243H218V246H217ZM219 243H220V245H219ZM27 244H29V246ZM133 244H135V245H133ZM5 245L7 247V248H5L6 252H4V246ZM160 245H161V247H160ZM165 245H166V247H168V249H166L164 247ZM260 245H262V247H259ZM183 246L185 248L184 251L182 250ZM219 246H221V247H219ZM224 246H225V250L223 249ZM25 247L27 249H24ZM29 247H30V249H29ZM172 248H174V250ZM215 249H216V251H215ZM179 250H180V253L177 254L179 252ZM232 250H233V248H232ZM240 250H241V252H240ZM11 251H12V256L11 255L9 256ZM18 251L20 252V255H19ZM25 251H26V253H25ZM37 252H38V254H37ZM85 252H86V257H84ZM181 252L183 254L182 257L180 256ZM207 252H209L210 254H208ZM246 252H247V254H246ZM13 253L14 254L16 253L15 259L11 258V257L14 258ZM82 253H83V255H82ZM88 253L89 254L91 253L92 258H90ZM220 253L223 256L225 254V257L223 259H222V255H220ZM229 253L235 254V251L234 252L229 251ZM68 254H69V256L71 255L70 256L71 259L68 256ZM73 254H76V255H74L75 258L73 257ZM77 254L80 257L81 262L78 259L79 257ZM93 254H94V257L92 256ZM106 254H108V255L106 256ZM109 254L112 257L114 255V257L110 258ZM142 254H144V255H142ZM212 254L215 256L213 257ZM23 255L25 256V258ZM65 255L68 257H66ZM98 255L100 257L101 256L104 257V258L101 257L102 259L100 262H99L100 257H99L98 261H97L98 258H96V257H98ZM126 255H127V257H126ZM199 255L201 256L202 262H200L201 259H200ZM207 255H209L208 259H206L208 257ZM211 255H212V258H214V259L216 257L217 258L215 260H213L210 257ZM240 255L238 257H240ZM252 255H253V259H252ZM17 256L19 258L16 261ZM21 256H23V259L21 258ZM123 256H124V259H123ZM139 256H140V259H139ZM144 256H145V260H142V259H144ZM261 256H263V257H261ZM82 257H83V260H82ZM125 257H126L127 261H125ZM154 257H156V258H154ZM10 258H11V260H10ZM28 258H29V260H28ZM73 258H74L75 262L72 261ZM178 258H179V261H178ZM210 258H211V260H210ZM248 258H249V260H248ZM256 258L258 259V261ZM261 258H262V262L260 260ZM20 259H21V261H20ZM240 259H241V257H240ZM240 259H239L238 264H242L241 262H243V259H241V260ZM55 260H56V262H55ZM60 260L62 262H60ZM76 260H77V262H76ZM131 260H133V262ZM208 260H209V262H208ZM255 260H256V262H255ZM82 261H83V263H82ZM85 261H87V262H85ZM147 261H149V262L147 263ZM210 261L212 263H210ZM252 261H253V263H252ZM259 261H260V263H259Z\"/></svg>",
  "mask_w": 264,
  "mask_h": 264
},
{
  "label": "bare ground",
  "instance_id": "obj_2",
  "mask_svg": "<svg viewBox=\"0 0 264 264\" xmlns=\"http://www.w3.org/2000/svg\"><path fill=\"white\" fill-rule=\"evenodd\" d=\"M8 1V0H7ZM15 1V0H14ZM23 1V0H22ZM33 1H36V0H33ZM32 0H28V2L27 3H31V2H33ZM39 1V0H38ZM38 1H37V3H38ZM41 1V0H40ZM47 1V0H46ZM50 1H53V0H50ZM62 1H65V0H54L53 1V12L55 11V9L57 10L58 9V5H61L60 3H62ZM67 1L68 0H66L65 2L67 3ZM80 1V0H79ZM143 1H145V0H143ZM163 1V0H162ZM165 1H167V0H164V4H165ZM212 1V0H211ZM218 1V0H217ZM225 2H227V4H228V8H229V4L231 5V7H232V5H233V3H235V2H233L232 4H231V2L230 3H228L229 1H227V0H224ZM232 1V0H231ZM242 1V0H241ZM10 2V1H9ZM12 2V4H13V0L11 1ZM18 2V0L16 1V3ZM26 2V1H25ZM42 3H43V1H41ZM41 2H39L40 4H41ZM45 2V1H44ZM82 2V1H81ZM91 3L93 2V1H90ZM89 2V3H90ZM153 2V1H152ZM168 2H169V0H168ZM15 3V2H14ZM16 3H15V5H16ZM54 3L55 4H57V6L56 7H54L55 5H54ZM66 3H65V5H66ZM75 3H77V2H74V6L76 7V5H75ZM145 3V2H144ZM157 3H159V1L157 2ZM191 3V2H190ZM212 3H214V2H212ZM219 3V2H218ZM237 3H238V1L236 2V4L235 5H237ZM243 3V2H242ZM247 3V2H246ZM24 4V3H23ZM44 4V3H43ZM142 4V3H141ZM141 4H140V1L139 0H113V2H110V6H109V4H108V6L106 5V11H107V9L108 8H110L109 9V15H110V12H111V9H112V12L115 10V8H120V10H121V8L123 9L124 8V10H125V12H130L131 10H127V8H132V11H133V8H139V11H140V7H141V9L142 8H146L145 7V5H142L141 6ZM146 4V3H145ZM156 4V3H155ZM210 4L211 3H209V0H198L197 2H196V0L194 1V3L192 2L191 4H190V6H189V8H193V9H197V8H210ZM220 4V6H222V5H224L223 3L221 4V2L219 3ZM238 4H240V2L238 3ZM7 5V4H6ZM32 5H35L34 4V2L32 3ZM51 5V4H50ZM68 5H70V3H68ZM68 5H66V7L68 6ZM71 5H72V3H71ZM78 5H79V3H78ZM86 7L87 8H85V9H83V16H84V10L86 11V9H88L89 10V5L87 4V2H86ZM104 5V4H103ZM147 5L149 6V4H148V2H147ZM162 5V4H161ZM167 5H169V3H167ZM166 5V6H167ZM225 5H226V3H225ZM224 5V8H226L227 6H225ZM246 5V4H245ZM8 6H9V9H8ZM25 6V5H24ZM27 6H28V4H27ZM30 6V5H29ZM83 6H84V4H83ZM152 6H153V4H152ZM152 6L151 7H149V8H152ZM214 6H216L217 8L219 7V5H217V2L214 4ZM3 7V6H2ZM32 8H33V6H31ZM62 7H64V3L62 4V6L60 7V9L62 8ZM73 7V6H72ZM75 7H73V8H75ZM80 7V9H78V11L79 12H77V10L75 11V10H73L71 7V9L74 11V13H76V16H78L79 14L78 13H80V15H82V13L80 12L81 11V7H82V5L81 6H79ZM155 7V6H154ZM237 7V6H236ZM240 7H241V5H240ZM16 8H18V7H16ZM27 8V7H26ZM51 8L52 7H50V10H51ZM70 8H69V6L67 7V9H69L70 10ZM90 8H91V10H92V7H91V5H90ZM103 8V7H102ZM113 8H114V10H113ZM163 8H164V6H163ZM166 8V7H165ZM169 8V7H168ZM188 8V7H187ZM233 8H234V5H233ZM239 8V7H238ZM11 9V6L8 4L7 5V10H8V14L10 13L9 12V10ZM28 9H29V7H28ZM77 9V8H76ZM103 9H105V8H103ZM195 9V10H196ZM12 10V9H11ZM20 10V9H19ZM31 10V8L29 9V11ZM38 10V9H37ZM124 10H122L121 12H124ZM127 10V11H126ZM192 9H190V11H191ZM195 10H193V12H187V14L184 16V19L182 20V22L183 21H185V25H188V24H190V26H191V29H192V25H191V23L196 19V22H194V24L195 23H197V21H198V23L200 24V19L202 18L201 16H200V18L199 19H197L198 18V16L197 15H201V13H195ZM197 10H199V9H197ZM203 10V9H202ZM15 9H13L12 10V13L14 14L15 12ZM26 12H27V10H25ZM28 11V12H29ZM35 11V10H34ZM52 11V10H51ZM139 11H138V9L136 10V12L139 14ZM142 11H144V14H145V10H142ZM3 12V11H2ZM16 12H17V10H16ZM20 12V11H19ZM24 12V10H22V12L21 13H23ZM41 12V11H40ZM57 12H59V11H57ZM89 12V11H88ZM87 11H86V13L87 14H89ZM136 12H134V13H136ZM199 12H200V10H199ZM43 13V12H42ZM56 13V12H55ZM64 13V12H63ZM71 13V12H70ZM116 13H117V10H116ZM119 13H120V11H119ZM8 14H6V11H5V15L6 16H8ZM13 14H12V16H13ZM26 14V13H25ZM39 13L37 12V15H38ZM67 14H68V12H67ZM94 14V13H93ZM124 14V13H123ZM126 14V13H125ZM144 14H143V12H141L140 13V15L142 16L143 15V18H144ZM197 14V15H196ZM204 14V13H203ZM202 14V15H203ZM1 16H3V18L4 17H6V16H4L2 13L0 14ZM11 15V14H10ZM29 15V14H28ZM35 16H36V14H34ZM80 15L78 16V17H80ZM90 15V14H89ZM112 15V14H111ZM110 15V17L109 18H114L115 19V16L117 17L118 15H115V16H111ZM121 15V14H120ZM11 16V17H12ZM83 16H82V18H83ZM88 16V15H87ZM94 16H95V14H94ZM126 16H127V14H126ZM150 16H151V14H150ZM18 17H20V14H18ZM24 17V19L25 18H27V14H26V17L25 16H22L21 15V18H20V21L22 22L23 21V18ZM78 17H77V19H78ZM92 17V16H91ZM104 17V16H103ZM107 17V18H108ZM122 17H123V15H122ZM130 16H129V14H128V17L127 18H129ZM204 17V16H203ZM15 18H16V16H15ZM14 18V19H15ZM36 18V17H35ZM81 17H80V19H81V22H82V20H83V24H82V28L81 27H79V25H78V27H76V23L78 22V21H76V18H74L73 20H74V26L78 29V28H80V29H83V27H84V25H85V23H86V25L85 26H88V24H89V22H85L84 23V19H82ZM84 18H85V16H84ZM95 18H96V16L95 17H93V19H94V21H95ZM126 19V17H123V19ZM71 19H72V16H71ZM86 19V18H85ZM117 19H118V17H117ZM121 19V18H120ZM119 19V20H120ZM130 19H131V17H130ZM1 20V19H0ZM30 20V19H29ZM70 20V19H69ZM73 20H71V22H72V26H73ZM91 20V19H90ZM96 20L98 21V19L96 18ZM61 21V20H60ZM68 21V20H67ZM80 21V20H79ZM88 21V20H87ZM118 21V20H117ZM124 21H126V20H124ZM154 21V20H153ZM203 21V20H202ZM11 22V21H10ZM70 22V21H69ZM68 22V23H69ZM71 22H70V24H71ZM93 22V21H92ZM99 22H101L100 21V19H99ZM119 23H120V21H118ZM126 22H128V20L126 21ZM182 22H181V24H182ZM38 23V22H37ZM37 23H35V25H34V27H36V24ZM59 23V21H57L55 24H58ZM64 23V22H63ZM80 23V22H79ZM111 23H112V20H111ZM118 23V24H119ZM150 23H152V22H150ZM202 23V22H201ZM14 24V23H13ZM23 24V26H24V23H22ZM28 24H29V22H28ZM62 24V22H60V25ZM78 24V23H77ZM115 24V23H114ZM121 24H122V19H121ZM183 24H184V22H183ZM32 25H33V23H32ZM38 25V24H37ZM41 25V24H40ZM59 25V24H58ZM63 25V24H62ZM62 25H61V27H62ZM12 26V25H11ZM26 26V25H25ZM69 26V25H68ZM153 26V25H152ZM199 26V25H198ZM39 27V26H38ZM70 27V26H69ZM112 27V26H111ZM117 27H119V26H117ZM178 27V26H177ZM196 28H197V26H195ZM24 28V27H23ZM31 28H32V26H31ZM30 28V29H31ZM37 28V27H36ZM40 28H42V27H40ZM39 28V30H41ZM63 29L65 28V26H63L62 27ZM61 28V29H62ZM66 28H67V25H66ZM86 28H88V27H86ZM113 28V27H112ZM200 28V27H199ZM62 29V30H63ZM84 29H85V27H84ZM184 29H185V34L183 33V36H180V35H182V33L179 35L178 34V36H174L173 37V39L170 41V45H169V47H168V53L170 54V55H172V56H175L174 54H173V51H177L178 52V54H177V56L176 57H174V59L178 62V63H180L182 66H184V67H186V68H188V69H191V68H195V67H197V65H199V63H201L202 61H206L205 60V57L206 56H213V55H215L214 57H213V59H215L214 61L216 62V56H219V53H220V51L218 50V48H219V46H221V45H217V48L215 47H210L209 45H208V41H206V39L205 40H203V41H200V42H197L196 43V40H195V42H191V37L189 36V34L190 33H188L189 31H186V30H188V26H187V28H185L184 27ZM230 29V28H229ZM58 30L59 29H57V32H58ZM73 30V29H72ZM189 30H190V28H189ZM194 30V29H193ZM197 30V29H196ZM64 31V33H65V29L63 30ZM62 31V32H63ZM81 31H83V30H81ZM81 31L79 30V31H77V32H80L79 34V36H81L80 37V40H81V38H82V35H81ZM201 31H202V29H201ZM26 32V31H25ZM34 32V31H33ZM37 31L35 30V33H36ZM40 33V32H39ZM199 33H200V31H199ZM229 33V32H228ZM20 34H22V33H20ZM27 34V33H26ZM58 34V33H57ZM59 34H61V30H60V33ZM23 35V34H22ZM53 35V34H52ZM54 35H55V33H54ZM83 35H84V33H83ZM200 35V34H199ZM249 35V34H248ZM40 36V35H39ZM74 36V35H73ZM85 36H87V34H85ZM184 36H185V38H184ZM204 36H205V31H204ZM56 37H57V35L55 36V38H53V36H52V38H53V40L55 39V41H56ZM58 37H59V35H58ZM58 37H57V39H58ZM78 37V36H77ZM202 37V36H201ZM210 37V36H209ZM244 38H245V36H243ZM248 37H250V36H248ZM247 36H246V38H248ZM51 38V37H50ZM62 38H63V33H62ZM76 38V37H75ZM195 38V37H194ZM251 38V37H250ZM11 39V38H10ZM71 38H69V40H70ZM242 39V38H241ZM254 39V38H253ZM60 40V39H59ZM78 40H79V38H78ZM77 39H75V43L78 41ZM84 40V39H83ZM207 40H208V38H207ZM248 40V39H247ZM24 41H25V39H24ZM42 41V40H41ZM60 41H63L62 39L60 40ZM244 41V39L241 41V43ZM249 41V40H248ZM251 41V40H250ZM73 42H74V40L72 39V45L74 46V44H73ZM237 42V41H236ZM236 42H235V44H236ZM27 43V42H26ZM34 43L35 42H33L32 44L34 45ZM41 43V42H40ZM65 43V42H64ZM66 43H67V41H66ZM70 43V42H69ZM71 43H70V45H71ZM78 44H79V42H77ZM76 43V44H77ZM80 43H82V42H80ZM167 43H168V41H167ZM251 43V42H250ZM13 44H15V42L13 43ZM28 44V43H27ZM27 44H26V46H27ZM36 44H37V42H36ZM56 44V43H55ZM57 44H58V41H57ZM61 44V43H60ZM78 44L77 45H75V46H78ZM83 44V43H82ZM212 44L213 45H215L213 42H212ZM240 44V43H239ZM244 44V43H243ZM247 44L249 45V43L247 42ZM10 45H11V43H10ZM19 45V44H18ZM42 45H45V44H42ZM41 45V46H42ZM167 45V44H166ZM38 46V45H37ZM74 46V47H75ZM216 46V45H215ZM241 46L242 45H240V49H241ZM245 46V45H244ZM15 47H17L18 48V46L17 45H15ZM24 47L25 46H23V49H24ZM39 47V46H38ZM38 47L36 48L35 47V45H34V48L36 49V53H37V49H38ZM59 47V46H58ZM73 47V48H74ZM6 48V47H5ZM8 48H10L9 46H8ZM19 48H20V50H21V47L19 46ZM27 48V50L28 49H30L29 48V46H27L26 47ZM26 48H25V50H26ZM31 48H33V46H31ZM40 48V47H39ZM47 48V47H46ZM45 48V49H46ZM56 48V47H55ZM72 48V49H73ZM77 48V47H76ZM128 48V47H127ZM239 48V47H238ZM246 48V47H245ZM259 49H260V47H258ZM13 49H14V47H13ZM48 49H50V47L48 48ZM57 49V48H56ZM111 49V48H110ZM228 49V48H227ZM226 49V50H227ZM238 50V49H236L237 50V52L239 51H241V50ZM242 49H244L243 47H242ZM7 50V49H6ZM220 50H221V48H220ZM223 50H225V48L223 49ZM236 50L235 51H231V52H235V54L234 55H236ZM12 51H15V50H12ZM17 51H18V49H17ZM42 51H44V49H43V47H42ZM46 51V50H45ZM53 51V50H52ZM55 51H57V50H55ZM63 51V54H64V57L62 58V55H61V51H57L58 52V54L57 53H55L54 55V57L56 58V56H57V60L59 59L60 60V65L62 66V60H64V62L66 61V59L68 58L67 57V55L65 56V53H64V50H62ZM104 51V50H103ZM229 51V50H228ZM263 51H264V48H263ZM4 52V51H3ZM5 52H7V51H5ZM39 52H40V50H39ZM38 52V53H39ZM48 52V51H47ZM69 52V51H68ZM106 52H108V51H106ZM110 52V51H109ZM19 53H20V51H19ZM30 53V52H29ZM28 52H26V54H29ZM66 53H67V51H66ZM103 53V52H102ZM105 53V52H104ZM243 53V52H242ZM248 53H249V51H248ZM255 53V52H254ZM23 54V53H22ZM25 54V52H24V55H26ZM43 54V53H42ZM41 54V55H42ZM50 54V56L52 55L53 56V54H51L50 52H48V55ZM57 54V55H56ZM60 54V55H59ZM108 54V53H107ZM110 54L111 53H109V57H110ZM239 53H237V55H238ZM256 54L259 56V54H258V51L256 52ZM256 54H255V56H256ZM47 54H46V56H48ZM112 55V54H111ZM233 55V56H234ZM3 56H5V55H3ZM7 56V55H6ZM23 56V55H22ZM21 56V58L22 59H24V58H26V57H22ZM38 56V58H39V56H40V54H38L37 55ZM45 56V52H44V55L42 56V57H44ZM46 56H45V59H46ZM58 56L60 57L61 56V58H58ZM232 55H231V53H230V56H228V58H230ZM243 56H244V54H243ZM9 57V56H8ZM31 57V56H30ZM36 57V56H35ZM66 57V59H64ZM109 57H108V60L107 61H109ZM14 58V57H13ZM20 58V57H19ZM20 58V60L21 61H24V60H22ZM27 58L30 60V58H29V56L27 55ZM99 58V57H98ZM112 58H115V57H112ZM139 58V57H138ZM232 58V57H231ZM238 58H239V56H238ZM245 58V57H244ZM259 58H261V54H260V57H258V59ZM18 59V57L16 58L15 57V60H17ZM32 59H34L33 57H32ZM31 59V60H32ZM69 59V58H68ZM88 59V58H87ZM101 59L102 58H100V63H101ZM106 59V58H105ZM116 59V58H115ZM13 60V59H12ZM20 60H19V62H20ZM36 60V59H35ZM35 60H33V62H35ZM53 60L55 61V59H49V61H48V59L46 60V62H45V60H44V62H45V64L47 65L48 63H47V61L48 62H53ZM96 60V59H95ZM147 60V59H146ZM208 60H209V58H208ZM218 60V59H217ZM250 60L251 61H253L251 58H250ZM37 61V60H36ZM42 61V63H43V65H45L44 64V62H43V60H41ZM69 61V60H68ZM97 61V60H96ZM222 61H223V59H222ZM222 61H220V62H222ZM231 61H232V59H231ZM235 61V60H234ZM242 61V60H241ZM87 62V61H86ZM104 63H105V61H103ZM211 62H212V60H211ZM211 62H210V64H211ZM236 63H238L237 61H235ZM12 63H14L13 61H12ZM17 63V62H16ZM59 63V62H58ZM70 63V62H69ZM73 63V62H72ZM76 63V62H75ZM91 63H92V61H91ZM108 63V62H107ZM107 63H106V66H107V68H108V65H107ZM145 63V62H144ZM224 63H226V61H224ZM232 63V62H231ZM243 63H244V59H243ZM19 64V63H18ZM27 64V63H26ZM31 64H32V62H31ZM64 64V63H63ZM84 64V63H83ZM82 64V65H83ZM103 64V63H102ZM114 64H115V62H114ZM204 64V63H203ZM210 64H207V67H208V65H210ZM214 64V63H213ZM240 64H241V62H240ZM239 63H238V65H240ZM55 65V64H54ZM149 65V64H148ZM218 65V64H217ZM226 65V64H225ZM227 65H228V63H227ZM246 65V64H245ZM24 67H25V65H23ZM28 66H29V64H28ZM39 66V65H38ZM40 66H42V65H40ZM65 66H66V62H65V64H64V66H62L60 69V71H61V73H63L62 72V69L63 68H65ZM75 66H77V65H75ZM110 66L111 67H113L114 66V68H115V65H110V63H109V69H110ZM205 66V65H204ZM210 66H212V65H210ZM248 66H250L251 67V65H246L245 66V71H246V69L248 68H250V67H248ZM30 67H31V65H30ZM44 67V66H43ZM52 67V66H51ZM86 67V66H85ZM103 67H104V64H103ZM139 67V66H138ZM220 67H222V66H220ZM219 67V68H220ZM88 68H89V66H88ZM101 68H102V65H101ZM242 68H243V66H242ZM40 69V68H39ZM59 68L58 67H54V69L53 70H58ZM77 69V68H76ZM200 69V68H199ZM206 69V68H205ZM42 70H43V68H42ZM45 70H46V67H45ZM48 70H49V68H48ZM89 70V69H88ZM96 70H98V69H96ZM113 70V69H112ZM112 70H110V71H112ZM146 70H147V68H146ZM196 70H197V68H196ZM222 70V69H221ZM220 70V71H221ZM93 71H95V69H93ZM109 71V72H110ZM203 71V70H202ZM86 72H87V69H86ZM102 72H103V70H102ZM102 72H101V75H102ZM248 72V71H247ZM2 73H4V74H6V72H2ZM92 73V70L90 71V74ZM105 72H103V75H105L104 74ZM149 73V72H148ZM210 73V72H209ZM249 73H250V71H249ZM8 74V73H7ZM16 74V73H15ZM60 74V73H59ZM86 74V73H85ZM89 74V73H88ZM95 75L96 74V72H94V73H92V75ZM216 74V73H215ZM256 74H257V72H256ZM2 75V74H1ZM11 75H13V73L11 72ZM63 75H64V73H63ZM93 75V77H95ZM251 75H253V73L251 74ZM58 76V75H57ZM110 76H111V74H110ZM113 76V75H112ZM217 76V75H216ZM257 76H260V74L259 75H257ZM16 77V76H15ZM23 77V76H22ZM21 77V81H23V78ZM97 77L99 78V75L97 74ZM109 77V76H108ZM107 77V79H109ZM263 77V76H262ZM251 78H255V76L253 77V76H251ZM16 79H19L18 77L16 78ZM104 79V78H103ZM257 79L259 80L260 78H258L257 77ZM256 79V80H257ZM261 79H263L264 80V77L263 78H261ZM261 79H260V82H261ZM1 80V79H0ZM15 80V79H14ZM13 79L12 80H10L9 82L8 81H4V79H3V86L5 87V85H4V83L5 84H7V82H8V85H9V83L10 82H13L14 81ZM253 80V79H252ZM251 80V81H252ZM263 80H262V82L261 83H263ZM16 81H18V80H15V84L13 83V87H14V85H16ZM20 81V80H19ZM21 81H20V83H21ZM33 81V80H32ZM101 81V80H100ZM2 82V81H1ZM104 82H106V80L104 81ZM24 83V82H23ZM30 82H28V84H29ZM93 83V82H92ZM107 83H108V81H107ZM259 82H255V84H258ZM18 84V83H17ZM25 84H27V82H25ZM31 84V83H30ZM29 84V85H30ZM95 84V86L93 85V87H91L92 88V90L94 89V93H93V91H92V93H93V95L95 94V87H97L96 86V84H98V83H94ZM110 84H111V82H110ZM253 84V83H252ZM254 84V85H255ZM2 84H0V86H1ZM12 85V83H10V86ZM29 85H27L28 87H29ZM100 85H101V83H100ZM215 85H217V84H215ZM225 85V84H224ZM260 85V89L259 90H256L257 91V93H255V91H254V94H255V96H257L256 94H258V92L260 91V93H262V89H261V86H263L264 85V83L261 85V84H259ZM21 86L23 87L24 85L23 84H21ZM26 86V85H25ZM26 86V87H27ZM34 86H36V84L34 85ZM103 86V85H102ZM104 86L105 87H107L108 88V86H109V84L106 86L105 84H104ZM219 86H221V85H219ZM258 86V85H257ZM27 87V88H28ZM30 87H33V85H31ZM30 87L28 88L29 89V95H31L30 94ZM98 87H99V84H98ZM105 87H103V89L105 88ZM156 87H157V85H156ZM155 87V88H156ZM162 87V86H161ZM222 87H223V83H222ZM222 87H221V90H222ZM225 87L227 88V86L225 85ZM229 87V86H228ZM6 89H8L7 88V86L5 87ZM4 88V89H5ZM20 87H19V84H18V89H19ZM35 88V87H34ZM158 88H159V86H158ZM157 88V89H158ZM224 88V87H223ZM233 88V87H232ZM16 89H17V87H16ZM17 89V90H18ZM23 89H24V87L22 88V91H23ZM28 89L26 90V88H25V90H26V93L25 94H27V91H28ZM44 89H45V87H44ZM111 89L112 88H110V92H111ZM157 89H156V91H157ZM229 89V88H228ZM236 89V88H235ZM238 89H239V87H238ZM25 90H24V92H25ZM32 90V89H31ZM39 90H40V88H39ZM116 90L117 89H115V94H117L116 93ZM120 90V89H119ZM230 90L232 91V89H231V86H230ZM237 90V89H236ZM5 91V90H4ZM13 91V90H12ZM33 92H32V95L34 94V90H32ZM37 91V90H36ZM45 91V90H44ZM108 91H109V89H108ZM112 91H113V89H112ZM225 91L226 90H224V91H222V92H224L225 93ZM233 91H235L234 90V88H233ZM233 91H232V93H233ZM239 91H240V89H239ZM264 91V90H263ZM20 92H21V89H20ZM104 92V91H103ZM102 92V93H103ZM110 92H108V94L107 95H110ZM154 92H155V90H154ZM162 92V91H161ZM189 92V91H188ZM187 92V93H188ZM237 92V91H236ZM244 92V96L246 97V93H245V90L243 91ZM46 93V92H45ZM100 94H101V92H99ZM105 93V92H104ZM112 93V92H111ZM157 93V92H156ZM158 93H159V90H158ZM242 93V92H241ZM239 94V92L237 93V94H235L234 96L236 97V95L238 96V94H239V96H240V99H242V98H244V96L243 97H241V95L242 94ZM248 93V92H247ZM251 93H253V92H251ZM260 93H259V96H260ZM36 94V93H35ZM226 94V93H225ZM228 94V93H227ZM16 95H18V92L16 93V94H13V96H12V98L14 97L15 98V96ZM28 95V94H27ZM220 95V94H219ZM233 95V94H232ZM262 95V97H263V100H262V97H261V103H260V105L257 103L256 104V100H254V98H253V100H254V102H255V106H256V109H253V111H252V109H251V112H252V114L255 112L256 114H257V111H259L260 110V108L258 107V105L259 106H261V110H262V115L264 114V110L262 109L263 108V106H262V102H264V93H262L261 94ZM90 96V95H89ZM92 96V95H91ZM98 96H99V94H98ZM97 96V97H98ZM104 96V95H103ZM217 96V95H216ZM224 96V95H223ZM228 96L229 97H231L230 96V92H229V95H227V98H228ZM239 96H238V98H239ZM19 97V96H18ZM22 97V99H23V97H24V95L23 96H21L20 95V98ZM95 103H96V99H97V97H96V94H95ZM105 97V96H104ZM109 97V96H108ZM116 97H117V95H116ZM235 97H233V99L235 98ZM5 98V97H4ZM9 98H11V97H9ZM11 98V99H12ZM17 98V97H16ZM28 98H29V100H28V102L30 103H32L33 102V105L32 104H30V108L31 107H33L34 106V108H33V110L35 109V107H37V104L35 105V100L33 101V100H31L30 99V97L28 96ZM92 98V97H91ZM111 98H112V96H111ZM115 98V97H114ZM224 98H225V96H224ZM232 98V97H231ZM231 98L229 99V101H231ZM248 98V99H247ZM251 98H252V96H251ZM256 98V97H255ZM3 98H1L0 100H2ZM27 99V98H26ZM45 99V98H44ZM48 99V98H47ZM93 99V98H92ZM189 99H190V96H189ZM198 99H199V97H198ZM201 99H202V97H201ZM209 99V98H208ZM239 99V100H240ZM257 99V98H256ZM7 100H9V99H6V101ZM31 100V101H30ZM41 100V99H40ZM91 100V99H90ZM114 100V99H113ZM185 100V98L183 99V101ZM220 100V99H219ZM227 100V99H226ZM237 99L235 98V101H236ZM246 100H249V94H248V96L246 97ZM16 101V103H17V105H13L11 102L12 101H9V103H10V106H14V110H15V106H17V108H16V110L18 109V99L16 100H14L13 102H15ZM25 101V98L23 99V106H24V108L25 107H27V106H29V103L27 104V106L25 105L27 102H24ZM89 101V100H88ZM100 101V100H99ZM102 101H104V99H102ZM188 101H190V100H188ZM221 101H223V99H221ZM44 102H45V100H44ZM56 102V101H55ZM54 102V103H55ZM114 102V101H113ZM185 103H186V101H184ZM233 102V100L231 101V103ZM250 102H251V100H250ZM41 103V102H40ZM47 103H48V101H46V105H47ZM63 103V102H62ZM61 103V104H62ZM85 103H86V100H85ZM111 102L109 101V104H110ZM199 103V102H198ZM202 103V102H201ZM219 103V101H217V104ZM223 103V102H222ZM228 103V102H227ZM240 103V102H239ZM244 103V102H243ZM7 104V103H6ZM19 104H20V101H19ZM43 104H45V103H43ZM87 104H89L88 102H87ZM92 104H94V103H92ZM101 104H102V102H101ZM107 104H108V102H107ZM188 104V102L186 103V105ZM193 104V103H192ZM215 104V103H214ZM216 104V105H217ZM235 104H236V102H235ZM237 104H238V101H237ZM245 104H246V102H245ZM251 104V103H250ZM253 104V103H252ZM21 105L22 104H20V107L19 108H21ZM46 105H45V107H46ZM97 105V104H96ZM104 105H105V103H104ZM189 105V104H188ZM224 105V104H223ZM253 105V108H255V106ZM264 105V104H263ZM38 106L40 107V105H39V103H38ZM41 106L43 107V105L41 104ZM51 106V105H50ZM61 106V105H60ZM85 106H86V104H85ZM215 106V105H214ZM39 107H38V110H39ZM41 107V108H42ZM111 107L112 106H110L109 108H110V110H111ZM220 107V104L218 105V108ZM240 106H239V104H238V108H239ZM252 107V106H251ZM258 107V108H257ZM23 108V107H22ZM28 108V107H27ZM44 108V107H43ZM42 108V109H43ZM62 108V107H61ZM95 108V107H94ZM108 108V109H109ZM112 108H114V104H113V107ZM243 108H244V106H243ZM49 109V108H48ZM47 109V110H48ZM54 109H55V106H54ZM181 109H182V107H181ZM185 109V108H184ZM234 109V108H233ZM232 109V110H233ZM249 109H250V105H249ZM24 109H22L21 110V112L23 111ZM31 110V109H30ZM36 111H37V109H35ZM103 110V109H102ZM106 110H107V108L105 109V111L104 112H106ZM115 110H116V108H115ZM119 109H117V111H118ZM198 109H196V111H197ZM213 110V109H212ZM216 110V109H215ZM224 110V109H223ZM236 109H234V111H235ZM242 110V109H241ZM20 111V110H19ZM42 111H44V110H42ZM55 111V110H54ZM64 111V110H63ZM116 111V112H117ZM182 111H183V109H182ZM181 111V112H182ZM190 111V110H189ZM200 111V110H199ZM20 112V113H21ZM45 112V111H44ZM68 112H69V110H68ZM172 112V111H171ZM176 112V111H175ZM216 112H220V111H218V110H216ZM237 112H238V110H237ZM14 113V112H13ZM17 112L15 111V114H16ZM40 114L41 113V110H40V112L38 111L37 112V114ZM43 113V112H42ZM40 114L41 116H43L44 114ZM56 113H57V111H56ZM241 113V112H240ZM242 113L244 114V110L242 111ZM254 113V114H255ZM25 114V113H24ZM53 114H54V112H53ZM175 114V113H174ZM185 114V113H184ZM187 114H188V112H187ZM213 114V113H212ZM220 114H221V112H220ZM219 114V115H220ZM234 114H235V112H234ZM259 114H260V112H259ZM6 115V114H5ZM14 115V114H13ZM13 115H11V116H13ZM34 115H35V113H34ZM49 115H50V113H49ZM177 115V114H176ZM223 114H221V116H222ZM258 115V114H257ZM262 115L260 116V118L262 117ZM8 116V115H7ZM6 116V117H7ZM10 116V115H9ZM20 116V115H19ZM45 116V115H44ZM54 116V115H53ZM56 116V115H55ZM183 116V115H182ZM194 116V115H193ZM195 116H196V114H195ZM220 116V117H221ZM224 116V115H223ZM226 116V115H225ZM234 116V115H233ZM239 116H241V114H239ZM250 116H252V115H250ZM14 117H15V115H14ZM36 117V116H35ZM184 118H185V116H183ZM198 117V116H197ZM214 117V119H216V117H218V116H213ZM213 117H210L211 119H213ZM22 118V117H21ZM63 118H64V116H63ZM62 118V119H63ZM229 118V117H228ZM234 118V117H233ZM232 118V119H233ZM240 118V117H239ZM242 118V117H241ZM256 118V117H255ZM257 118H259V116L257 117ZM0 119H3V117H0ZM12 119V118H11ZM15 119H17V118H15ZM19 119V118H18ZM52 119V118H51ZM79 119V118H78ZM183 119V118H182ZM190 119V118H189ZM213 119V120H214ZM237 118H235V120H236ZM248 119H251V117L249 118L248 117ZM263 119V118H262ZM4 120V119H3ZM14 120V119H13ZM26 120V119H25ZM58 120V119H57ZM129 120V119H128ZM212 120V121H213ZM217 120H219V117H218V119ZM223 120H224V118H223ZM243 120V119H242ZM9 121H10V117H9ZM37 121H38V118H37ZM36 121V122H37ZM40 121V120H39ZM51 121V120H50ZM65 121H66V119H65ZM65 121H63V123L62 124H64V122ZM127 121V120H126ZM139 121H140V119H139ZM142 121V120H141ZM144 121V120H143ZM143 121H142V123H143ZM162 121V120H161ZM165 121V120H164ZM180 120H178V122H179ZM208 121H209V117H208ZM215 121V120H214ZM237 121V120H236ZM4 121H2V123H3ZM11 122H12V120H11ZM19 122V121H18ZM17 122V123H18ZM21 122H22V120H21ZM28 122V121H27ZM35 122V121H34ZM43 122H44V120H43ZM43 122H41L42 124H43ZM68 122H69V120H68ZM72 122H73V120H72ZM72 122H71V124H72ZM83 122V121H82ZM129 122V121H128ZM128 122H126L128 125L130 124V123H128ZM171 122H173V120H171ZM211 122V121H210ZM233 122H234V120H233ZM2 123H0L1 125H2ZM15 123V122H14ZM39 123V122H38ZM73 123H75V122H73ZM81 122H79V124H80ZM118 123V122H117ZM137 123H138V121H137ZM144 123H145V121H144ZM237 123H239V122H237ZM8 119L7 120H5V125H2V127H3V130H4V126L7 128V129H9L8 128ZM21 124V123H20ZM52 124H53V122H52ZM60 124V123H59ZM66 124H67V122H66ZM66 124H64V125H66ZM119 124H120V122L118 123V126H119ZM139 124V123H138ZM19 125V124H18ZM18 125H17V127H18ZM30 126V127H35V124H27L26 126ZM32 125V126H31ZM38 125V124H37ZM41 124L39 123V126H40ZM64 125H62L63 126V129H61V131H64V129H65V127H64ZM68 125V124H67ZM77 124H75V125H72V127H75ZM121 125V124H120ZM124 125H125V123H124ZM123 125V126H124ZM176 125V124H175ZM12 126V125H11ZM25 126V127H26ZM39 126H38V128H39ZM116 126H117V124H116ZM130 126V125H129ZM140 126H141V124L139 125V128H140ZM170 126H172V125H170ZM14 128H16V126L14 125L13 126ZM13 127H11L12 129H13ZM20 127H21V125H20ZM24 127V130L26 129L27 130V127L25 128ZM48 127V126H47ZM47 127H45V125H43V129L45 130ZM58 127H59V125H58ZM58 127H57V130H58ZM70 127H71V125H70ZM77 127V126H76ZM113 127V126H112ZM122 127V126H121ZM135 127V126H134ZM36 128V127H35ZM42 128V127H41ZM78 128V127H77ZM131 128H132V126H131ZM130 128V129H131ZM138 127H136V129H137ZM171 128V127H170ZM7 129H6V131H7ZM51 129V128H50ZM81 129V128H80ZM88 129V128H87ZM114 129V128H113ZM120 129V128H119ZM168 129V128H167ZM22 130V132H24L23 134H24V137L22 138L21 136H23V134H21V136H20V139H23V142H21V140H20V142L21 143H19V146H18V148H17V150L20 148V146H22L21 144H23L24 145V143H26V140H27V135L30 133V132H32V130H30V132L27 134V131L25 130ZM29 130V129H28ZM49 130V129H48ZM68 130H69V128H68ZM107 130V129H106ZM117 130V129H116ZM124 130V129H123ZM173 130V134H174V129H172ZM172 130H170V131H172ZM66 131V130H65ZM64 131V132H65ZM70 131V130H69ZM97 131H98V129H97ZM112 131V130H111ZM110 131V132H111ZM125 131V130H124ZM131 131V130H130ZM138 131V130H137ZM187 131H188V129H187ZM0 132H2V130L0 131ZM25 132H26V140H25V142H24V138H25ZM41 132H42V129H41ZM40 132V133H41ZM49 131H47V133H48ZM58 132V131H57ZM72 133L74 132V131H71ZM77 132H78V130H77ZM132 132H134V130H132ZM184 132H185V135H184ZM182 131V133H183V135H184V137L186 136V137H188L189 136V134H188V136H187V134H186V131ZM190 132V134H193L191 131H188V133ZM34 133H35V131H34ZM33 133V134H34ZM59 136H60V128H59ZM117 133V132H116ZM122 133H123V131H122ZM160 133H161V131H160ZM195 133V132H194ZM32 134V135H33ZM37 134H38V132H37ZM42 134V133H41ZM45 134V133H44ZM63 134V133H62ZM79 134H81V133H79ZM120 134V133H119ZM155 134V133H154ZM168 133H166V135H167ZM169 134H170V132H169ZM173 134H172V136H173ZM176 134H177V132H176ZM7 135V134H6ZM31 135V133L29 134V136ZM31 135V136H32ZM67 135V134H66ZM70 135H72V137H73V134H70ZM69 135V136H70ZM122 135V134H121ZM123 135H124V133H123ZM159 135V134H158ZM181 135V134H180ZM179 135V136H180ZM183 135L182 136H180V137H182L181 138V140L182 141H184L185 139H184V137H183ZM195 134H193V136H194ZM16 136V135H15ZM28 136V137H29ZM36 136V138H37V135H35L34 134V136H32V141H34V138L33 137H35ZM44 136V135H43ZM42 136V137H43ZM68 136V135H67ZM74 136H75V138H77L76 137V134H74ZM128 136V135H127ZM133 136V135H132ZM136 136V135H135ZM152 136V135H151ZM151 136H150V144L152 143L151 141L153 140V138H152V140H151ZM155 136V135H154ZM162 136V135H161ZM164 136V135H163ZM177 136V135H176ZM178 136V137H179ZM193 136H191L190 135V137H191V140H193L194 139V137ZM12 137V136H11ZM48 137V136H47ZM52 137V136H51ZM130 137H131V135H130ZM174 137V136H173ZM196 137V136H195ZM30 138V137H29ZM41 139V136H39V134H38V138L37 139ZM44 138V137H43ZM54 138V137H53ZM55 138H57V141H58V139L60 138H58V135H57V137H55ZM55 138H54V141H55ZM74 138V139H75ZM79 138V137H78ZM82 138V137H81ZM121 138V137H120ZM128 138V137H127ZM160 138V137H159ZM162 138V137H161ZM170 138V137H169ZM169 138H168V140H169ZM0 139H1V137H0ZM45 139V138H44ZM146 139V138H145ZM148 140H149V138H147ZM155 139H157V134H156V138ZM172 139L173 138H171V141H172ZM178 139V138H177ZM180 139V138H179ZM178 139V140H179ZM189 139V138H188ZM4 140H5V138H4ZM7 140H8V142H6V141H4V144H3V146H0V147H2V151H0V162L3 160V158L1 159V157H5V155L7 154V151H5L4 149H5V147H7V145H8V143H9V140H10V137H9V139L7 138ZM14 140V138L13 139H11V141H13ZM16 140V142L14 143H11V141H10V144L12 145V147L14 148V144H16V146L15 147H17V138L15 139ZM30 140H31V138H30ZM30 140L28 139V143L30 142ZM48 140V139H47ZM80 140V139H79ZM82 140V139H81ZM81 140H80V143H81ZM161 140H163L164 141V138H162ZM175 140H176V137H175ZM180 140V141H181ZM0 141H2V140H0ZM37 141V140H36ZM40 140H38V142H39ZM114 141V140H113ZM170 141V140H169ZM189 141H190V139H189ZM41 143L42 142H44L43 141V139H42V141H40ZM47 141H45V143H46ZM51 142H52V140L50 141V138H49V141H48V146H49V144L52 146V144H51ZM75 141L73 140V141H71V145H72V143H74ZM144 142L145 141H143V143H142V145L144 144ZM165 144H167V141H166V137H165ZM175 142H177V144H179V148H180V146H182L183 144H184V146H185V141L183 142V143H179L177 140L176 141H174V143ZM186 142L188 143V141L186 140ZM5 143H7V145L5 146ZM28 143H27V146H28V148H29V145H28ZM125 144H126V142H124ZM69 144V143H68ZM79 144V143H78ZM147 144V143H146ZM149 144V143H148ZM155 142H154V145H153V143H152V145H153V147L155 146ZM80 145V144H79ZM87 145H88V143H87ZM87 145H85V146H87ZM139 145H141V144H139ZM160 145V144H159ZM188 144H186V146H187ZM191 145V144H190ZM193 145V144H192ZM192 145H191V147H192ZM27 146L26 147H24V148H26L27 150H28V148H27ZM44 146V145H43ZM74 146V145H73ZM90 146H91V143H90ZM89 146V148H87V150L88 149H92L91 147ZM144 146H146L145 144L143 145V147ZM166 146V145H165ZM165 146H164V148H165ZM184 146L183 147H181V151H180V149H179V151L183 154V157L185 156V154H184V152H185V150H186V147H185V149H184ZM189 146V145H188ZM187 146V148H188V150H190L189 149V147ZM42 147V146H41ZM58 147V146H57ZM84 147V146H83ZM178 147V146H177ZM177 147H176V150H178L177 149ZM7 148H9V145H8V147ZM11 148V147H10ZM31 148H33L34 149V147H32V144H31ZM149 148H152V147H149ZM155 148H157V146L155 147ZM162 148L163 150H165L166 149V156H167V158H166V156L164 155V153H163V158H162V153H161V155H160V157H161V160H163L164 162H162V166H163V163H165L166 164V162L168 163L169 161V158H171V157H173V159L171 158L170 160V162H169V164H166V165H168V166H170V164H171V162H172V160L174 161V159H175V157L177 158V159H175L176 160V162L175 163H177L178 162V166H179V163H180V168L178 167V169H181V173H182V170L184 169V168H182V166H183V164H185V162L184 161H186V164H188L187 163V160H184L183 159V157H182V154H180L179 156L180 157H182V159L180 160V159H178V156H177V152H176V154H174L173 156H171V157H168V155H169V153H167V150L168 149H170L171 150V146L169 145L168 146V148ZM194 147H192V149H193ZM39 149H40V147H39ZM52 149V148H51ZM51 149H50V151L47 149V151L51 154ZM58 149V148H57ZM71 149H72V147H71ZM98 149V148H97ZM96 149V150H97ZM112 149V148H111ZM147 149V148H146ZM160 149V146H159V148H158V150ZM1 150V149H0ZM12 150V149H11ZM14 150H15V148H14ZM23 150H25V149H23ZM59 150V149H58ZM69 150H70V147H69ZM84 150H85V148H84ZM139 150V149H138ZM141 150L142 151H144L145 149L144 148H142V149H140V152H141ZM148 150V149H147ZM170 150H168V152H170L171 154H172V152L170 151ZM174 150V149H173ZM187 150V151H188ZM42 151V150H41ZM89 151V150H88ZM99 151V150H98ZM97 151V152H98ZM113 151V150H112ZM112 151L110 150V152H111V154H112ZM134 151H135V146H134ZM154 151H155V149H154ZM15 152H16V150H15ZM25 151H23L22 152V156H23V154H29V153H31V152H28V151H26L27 153H24ZM62 152V151H61ZM91 152V151H90ZM92 152H94V150L92 151ZM102 152V151H101ZM120 152H121V149H120ZM125 152V151H124ZM193 152V151H192ZM11 153H14L13 152V150H12V152ZM35 153V152H34ZM44 155L46 154V150H45V148H44ZM42 153V154H43ZM84 153H85V151H84ZM88 153V152H87ZM106 154V150H105V152L103 151V154ZM107 153H108V151H107ZM119 153V152H118ZM139 153V152H138ZM144 153V152H143ZM148 153V152H147ZM154 153V152H153ZM175 153V152H174ZM189 153H190V151H189ZM219 153H220V151H219ZM36 154H37V152H36ZM59 154V153H58ZM64 154V153H63ZM104 154V155H105ZM133 154V153H132ZM149 154H150V152H149ZM157 154H158V151H157ZM217 154V153H216ZM12 155V154H11ZM48 155L49 154H47V157H48ZM56 155H57V153H56ZM90 155H92V153H90ZM98 155H99V153H98ZM103 155V156H104ZM113 155H114V151H113ZM138 155V154H137ZM60 157V155H57L56 156V159H57V157ZM62 156V155H61ZM88 156H89V154H88ZM93 156V155H92ZM96 157H98L99 158V156H97V153H96V155H95ZM108 156V157H107ZM107 156H105V158L107 157V158H109V155H107ZM115 156V155H114ZM141 156H142V154H141ZM147 156H148V154H147ZM146 156V157H147ZM150 156H152V154H150ZM155 156L157 157L158 155H156L155 154ZM164 156H165V158H164ZM186 156H187V154H186ZM184 157V158H189L190 157V154H189V157L187 156V157ZM224 156H225V154H224ZM18 157V156H17ZM31 157H32V154H31ZM36 157H37V155H36ZM40 157H42V161H40L39 160V162H38V164L40 165L41 164V166H42V164H43V162L45 163V161H43V158H45L46 159V157H43V155L42 156H40ZM58 157V158H59ZM86 157V156H85ZM96 157H94L95 159H97ZM149 157V156H148ZM7 158H9L8 157V155H7ZM7 158H5V159H7ZM19 158L21 159V157H20V154H19ZM27 158H29V157H26V159ZM33 158V157H32ZM35 158V157H34ZM37 158H39V156L37 157ZM62 158V157H61ZM90 158L91 157H89L88 159L90 160ZM93 158V157H92ZM114 159H116V157H113ZM130 158V157H129ZM132 158H133V156H132ZM150 158V157H149ZM154 158V157H153ZM221 158H222V156H221ZM224 158V157H223ZM55 159V161H54V159H52L53 161L51 162V165H53L54 166V164H53V162L56 164V163H58V161L60 160H56ZM101 159V158H100ZM110 159V158H109ZM147 159V158H146ZM156 159V158H155ZM165 159V160H164ZM166 159H167V161H166ZM210 159V158H209ZM214 159V158H213ZM10 160V159H9ZM16 160V159H15ZM85 160V159H84ZM92 160H94V159H92ZM91 160V161H92ZM99 159H97V161H98ZM107 160V159H106ZM143 160V159H142ZM158 162H159V160H158V158L156 159ZM160 160V161H161ZM178 160V161H177ZM179 160H180V162H179ZM182 160H183V163H182ZM190 160V159H189ZM188 160V162L189 163H191V160L189 161ZM194 160V159H193ZM192 160V161H193ZM214 160H216V158L214 159ZM214 160H212L211 161V159H210V161L213 163L214 162ZM220 160V159H219ZM224 161V163H225V159H223ZM17 161V160H16ZM20 161V160H19ZM27 161V160H26ZM38 161V160H37ZM36 161V162H37ZM47 162H48V160H46ZM81 161H83L82 159H81ZM103 161H105V160H102V162ZM108 161V160H107ZM107 161H106V163H107ZM129 161H130V159H129ZM144 161V160H143ZM145 161H147V160H145ZM218 161V160H217ZM23 161H21V163H22ZM60 162V161H59ZM85 162H86V160H85ZM100 162V160L98 161V163ZM114 162V161H113ZM150 162V161H149ZM174 162H172V164L174 163ZM77 163V162H76ZM88 163V162H87ZM101 163V162H100ZM104 163V162H103ZM112 163V162H111ZM123 163H125V161L123 162ZM209 163V162H208ZM16 164H17V162H16ZM19 164H20V162H19ZM24 164H27L28 166H29V163H26V162H24ZM32 164H34V163H31L30 162V166L32 165ZM81 163H79L78 165H80ZM105 164V163H104ZM108 164H109V162H108ZM159 164H160V162H159ZM171 164V165H172ZM186 164H185V169H187V167H186ZM192 164V163H191ZM216 164H217V162H216ZM219 164V163H218ZM218 164H217V166H218ZM222 164V163H221ZM220 164V165H221ZM257 164V163H256ZM14 165V164H13ZM36 165V164H35ZM34 165V168L36 167ZM45 165V166H44ZM43 166L45 167V171L47 172L48 170H46V168L48 167H46V163L44 164ZM48 165H50V164H48ZM81 165H83V164H81ZM85 165V164H84ZM88 165V164H87ZM87 165L86 166H83V169L85 168V167H87ZM96 165V164H95ZM134 165V164H133ZM151 165V164H150ZM165 165V166H166ZM188 165H190V164H188ZM214 165H215V162H214ZM213 165V169H215V172L214 173H218L219 172V169H218V171H217V168L219 167H216V166H214ZM224 165V164H223ZM18 166V165H17ZM42 166V167H43ZM62 166V165H61ZM89 166H90V164H89ZM94 165H92V167H93ZM100 166L102 167L103 165H102V163L100 164ZM99 166V169L101 168ZM105 166V165H104ZM107 166V168H108V165H106ZM106 166H105V168H106ZM111 165L109 164V167H110ZM118 167H119V165H117ZM143 166V165H142ZM144 166H145V164H144ZM153 166H154V164H153ZM152 166V167H153ZM174 166V165H173ZM260 166V165H259ZM6 167H7V165H6ZM13 167V166H12ZM11 167V168H12ZM22 168H23V165L21 166ZM38 167V166H37ZM79 167V166H78ZM97 167V166H96ZM113 167H115V166H113ZM175 167H177V164H176V166ZM175 167H172V168H170V171L173 169V174H174V176L175 177H177V175L180 173V171L177 169H175ZM209 167H210V165H209ZM231 167V166H230ZM233 167V166H232ZM256 167H257V165H256ZM263 167H264V165L262 164L259 168H262L263 169ZM10 168V167H9ZM22 168H20L21 170H22ZM31 168H33V166L31 167ZM39 168V167H38ZM80 168H82V167H80ZM150 168V167H149ZM148 168V169H149ZM189 168L190 167H188V170H189ZM205 168V167H204ZM206 168H208V167H206ZM222 168H223V166H222ZM228 168V167H227ZM227 168H225V170H228ZM30 169V168H29ZM28 169V170H29ZM50 169V168H49ZM66 169V168H65ZM92 169V168H91ZM95 168H93V170H94ZM147 169V166L145 167V170ZM156 169H158L157 167H156ZM167 170H168V167L166 168ZM174 169H175V171H176V173L174 172ZM209 169V168H208ZM211 170H212V168H210ZM261 169V170H262ZM6 170H8V169H6ZM16 170V169H15ZM23 170H24V168H23ZM38 170V169H37ZM37 170H34V171H37ZM85 170H87V168L85 169ZM104 170V169H103ZM114 170V169H113ZM118 169L116 168V171H117ZM136 170V169H135ZM138 170H140V169H138ZM159 170H161V168H159ZM165 170V169H164ZM224 170V171H225ZM231 170H233V169H231ZM255 170V169H254ZM260 170V169H259ZM13 171H14V167H13ZM44 171V169L41 171V173L42 172H45ZM51 171H52V169H51ZM60 171H61V169H60ZM63 171H64V169H63ZM67 171H68V169H67ZM83 171V170H82ZM105 171V170H104ZM109 171V170H108ZM144 171V170H143ZM155 171V170H154ZM154 171H153V173H154ZM157 171V170H156ZM163 171V170H162ZM169 170H168V172L167 173H169L170 172ZM177 171H179V173L177 172ZM201 171H202V169L200 170V173H201ZM264 171V170H263ZM3 172V171H2ZM7 172V171H6ZM17 172V171H16ZM45 172V173H46ZM106 173H107V171H105ZM104 172V173H105ZM151 172H152V169H151ZM158 172V171H157ZM156 172V173H157ZM213 172H211V174L213 173ZM234 172V171H233ZM248 172V171H247ZM4 173H5V170H4ZM4 173L2 174V176H4ZM8 173H11L12 174V172H8ZM30 173H31V171H30ZM35 173V172H34ZM55 173H56V171H55ZM70 173V172H69ZM149 172L147 171V173L146 174H148ZM156 173H155V175H156ZM158 173H160V172H158ZM204 173V172H203ZM206 173H207V170H206ZM224 173V172H223ZM230 173H231V171H230ZM230 173H229V175H230ZM258 172H257V170H256V174H257ZM260 173H261V171H260ZM1 174V173H0ZM6 174V173H5ZM11 174H9V175H11ZM32 174H33V172H32ZM49 174V173H48ZM98 174H100V172L98 173ZM101 174H102V171H101ZM117 174L118 173H114V172H112V171H109L107 174H106V177L104 176V178H105V184H106V191H105V193L103 194V193H101V194H98V195H96L95 193H94V190L93 191H91V190H89L88 192H86V190H85V192L86 193H88V194H86L85 193V195H83L84 193H82V197H80L79 196V198H78V196H76L75 198H72V200H73V202H74V207H75V205H76V208L78 207V204H84V206H86V203H87V201L89 202L90 200H91V202H92V200H94V199H97V201L99 202V206H100V208H101V210L102 211H106V210H108V209H111V208H113V210L115 209V211L116 210H120L121 211V213L120 214H122L123 216H125V215H128V214H132V213H135L136 212V207L138 206V201H139V196L142 194V192L144 191V190H148V192H149V189L152 187V183L149 181V182H146V183H129V182H120L119 181V179L117 178ZM139 174H141V172L139 171V173L137 174L138 176H139ZM142 174H144V173H142ZM151 174V173H150ZM150 174H148V175H150ZM176 174V175H175ZM226 174V173H225ZM234 174H235V172H234ZM248 174V173H247ZM9 175H8V177H9ZM19 175H20V173H19ZM39 176H40V173L38 174ZM52 175L55 177V174H54V171L52 172ZM68 176V174L66 173L65 174V172H64V176L63 177H65V176ZM73 175V174H72ZM71 175V176H72ZM136 175V176H137ZM153 175V174H152ZM170 175H172V173L170 174ZM170 175L168 174V178L170 179ZM183 175V174H182ZM216 175V174H215ZM214 175V176H215ZM227 175H228V173H227ZM241 175H242V173H241ZM264 175V174H263ZM6 177H3V178H0L1 180L0 181H2V180H4V182H9V179L7 178V175H5ZM15 177H16V175H14ZM14 176H13V178H14ZM23 176H25L24 175V173H23ZM23 176H21V177H23ZM26 176H27V174H26ZM50 176V175H49ZM52 176V177H53ZM66 176V177H67ZM85 176V175H84ZM97 176H99V175H97ZM101 176V175H100ZM160 176V174H158V176H157V181H154V178H153V181H154V184H155V182L157 183V187H158V184H159V179H158V177ZM164 176V175H163ZM163 176L161 177V179H162V182L164 181V184H165V182L168 180H166L165 179V177H164V179H163ZM198 176H200V175H198ZM205 176V175H204ZM207 176V175H206ZM208 176H210L209 174H208ZM207 176V177H208ZM214 176L212 177L213 178V180H212V182H213V184H214V186H213V184L212 183H209L210 182V180H209V182H208V185H211L212 184V188H211V190H213L214 189V187L217 185V187H218V184H216L217 182H218V179L216 180L217 182H214ZM224 176V175H223ZM12 177V176H11ZM17 177H19L18 175H17ZM40 177H42V176H40ZM45 177V176H44ZM48 177V176H47ZM51 177V178H52ZM60 177H62V175L60 176ZM60 177H59V179H60ZM96 177V176H95ZM102 177V176H101ZM134 176H132V178H133ZM152 177V176H151ZM182 177H184V176H182ZM182 177H180L179 179H181V183H183L182 182ZM201 177L202 178H204L203 176H202V174H201ZM201 177H199L200 178V184L199 185H201V184H203L202 182H204V180H206V179H204V180H201ZM228 177V176H227ZM231 177H233V175H231ZM239 177H240V175H239ZM245 177V176H244ZM244 177H243V179H241L242 181H241V183L243 182V180H244ZM259 177H260V175H259ZM7 178V179H6ZM69 178V176L67 177V179ZM131 178V179H132ZM208 178V179H209ZM240 178H242V177H240ZM258 178V177H257ZM256 178V179H257ZM19 179H20V177H19ZM45 179V178H44ZM43 179V180H44ZM47 179V178H46ZM54 179V178H53ZM80 179H81V177H80ZM141 179H143L142 177H141ZM179 179H177V181L179 182ZM230 179V178H229ZM249 182L251 181V179H250V176H249ZM14 179H10V181L12 182ZM52 180V179H51ZM64 180L66 181V178H64ZM86 180V179H85ZM88 180V179H87ZM102 180V182H103V179H101ZM101 180H100V182H101ZM150 180H151V178H150ZM233 180H236V179H233ZM253 180H254V174H253ZM19 181V180H18ZM47 181H48V179H47ZM50 181V180H49ZM75 182H76V180H74ZM79 182H80V180H78ZM134 181V180H133ZM141 181V180H140ZM191 181V180H190ZM223 181V180H222ZM245 181V180H244ZM261 181V180H260ZM259 181V182H260ZM43 182V181H42ZM89 182H90V180H89ZM92 182V181H91ZM99 182V184L102 186V182L100 183ZM161 182V180H160V183H162ZM178 182H176L175 181V185L178 183ZM179 182V183H180ZM205 182H207V180L205 181ZM248 182V183H249ZM255 182V181H254ZM256 182H257V180H256ZM259 182H258V184H259ZM45 183H46V181H45ZM68 183V182H67ZM76 183H78V182H76ZM82 183V182H81ZM93 183V182H92ZM104 183H103V185H104ZM194 183V182H193ZM199 183V182H198ZM219 183V182H218ZM11 184V183H10ZM41 184V183H40ZM43 184H44V182H43ZM48 184V183H47ZM65 184V186H66V183H64ZM63 184V185H64ZM73 184H74V182H73ZM72 184V185H73ZM83 184V183H82ZM87 184V183H86ZM244 184V183H243ZM243 184L241 185V190H242V186H243ZM252 184V183H251ZM20 185V184H19ZM62 185V186H63ZM74 185H76V184H74ZM77 185H79V184H77ZM95 185V184H94ZM179 185V184H178ZM198 185V184H197ZM198 185V187H200ZM206 185H207V183H206ZM207 185V190H209L208 189V186ZM228 185V184H227ZM226 185V186H227ZM231 185V184H230ZM235 185H236V183H235ZM240 185V184H239ZM13 186V185H12ZM11 185H10V187H12ZM61 186V187H62ZM83 186V185H82ZM90 186V185H89ZM154 186L155 185H153V188H154ZM171 186H173V185H171ZM171 186H170V188H171ZM247 186V185H246ZM249 186V185H248ZM39 187V186H38ZM66 187H69V184H68V186H66ZM76 188H77V186H75ZM74 187V188H75ZM86 187V186H85ZM175 187V186H174ZM178 188L180 187V185L179 186H177ZM192 187H193V185H192ZM231 187V186H230ZM230 187H228L227 186V189H229ZM244 187V189H243V193H244V191H245V186H243ZM254 187V186H253ZM41 188H42V184H41ZM102 188H103V186H102ZM155 188H156V186H155ZM154 188V189H155ZM178 188H176V189H178ZM222 188L225 190V188H224V186H222ZM239 188V187H238ZM252 188V186L250 185V189ZM255 188H257V187H255ZM259 188V187H258ZM10 189V188H9ZM9 189L7 188V190L9 191ZM43 189V188H42ZM47 189V188H46ZM79 189H81V190H79ZM91 189H92V187H91ZM94 189H95V187H94ZM100 189V188H99ZM152 189V188H151ZM172 189V188H171ZM176 189H174V191L176 190ZM194 189V188H193ZM199 189V188H198ZM202 189H203V187H202ZM202 189H201V191H202ZM231 189H233V188H231ZM4 190H6V189H4ZM13 190V189H12ZM59 190H61V191H63V189H59ZM64 190H65V193H66V188H64ZM78 190V191H77ZM77 190H75L76 192H79V191H82L83 192V190H82V187L80 188V187H78L77 188ZM88 190V189H87ZM104 189H102V191H103ZM173 190V189H172ZM171 190V193L173 192ZM211 190H209V193L210 192H212ZM241 190H240V194H241ZM252 190V189H251ZM253 190H255V189H253ZM253 190H252V192H253ZM71 191V190H70ZM154 191V190H153ZM197 191V190H196ZM200 191V192H201ZM204 191H205V189H204ZM250 191V190H249ZM257 190H255V192H256ZM4 192V191H3ZM58 192V191H57ZM72 192V191H71ZM145 192V191H144ZM206 193H207V191H205ZM204 192V193H205ZM233 192V191H232ZM255 192L253 193V198H255V196H254V194H255ZM9 193H11L12 195L14 194V193H12L11 191L9 192ZM68 193V192H67ZM75 193V192H74ZM164 193V192H163ZM198 193H199V191H198ZM203 192H201V194H202ZM203 193V194H204ZM208 193V194H209ZM218 193V192H217ZM230 193H231V190H230ZM235 193H237V192H235ZM1 194H2V192H1ZM1 194H0V196H1ZM5 194H6V192H5ZM150 194H151V190H150ZM155 194V193H154ZM153 194V195H154ZM158 194V193H157ZM207 194V195H208ZM220 194V193H219ZM246 194V193H245ZM7 195V194H6ZM79 195H80V193H79ZM148 195H149V193H148ZM204 195H206V194H204ZM221 195V194H220ZM62 196V195H61ZM66 196V195H65ZM71 196V195H70ZM72 196H74V195H72ZM157 196V195H156ZM158 196L160 197V195L158 194ZM229 196H230V194H229ZM228 196V197H229ZM154 197V196H153ZM158 197V198H159ZM215 197H217V195L215 196ZM226 197L227 196H225V199H226ZM13 198H14V195H13ZM58 198V197H57ZM64 198V197H63ZM150 198H151V196H150ZM201 198V197H200ZM221 198V197H220ZM248 198H250L249 196H248ZM259 198V197H258ZM59 199V198H58ZM58 199H57V201H58ZM159 199H161V197L159 198ZM162 199H163V197H162ZM244 199V198H243ZM260 199H261V202H262V199H263V196L262 197H260ZM61 200V198L59 199V201ZM228 200V199H227ZM229 200H230V198H229ZM232 200H234L233 198H232ZM231 200V201H232ZM252 199H250L249 200V205H250V201H251ZM255 200H256V198H255ZM56 201V200H55ZM64 201L65 202H67V201H69V199L68 198H65L64 199ZM240 201V203H241V201L242 200H239ZM14 202V201H13ZM70 202H71V200H70ZM154 202H155V199H154ZM51 203H53V202H51ZM62 202H60V204H61ZM72 203V202H71ZM70 203V204H71ZM92 203H94V202H92ZM152 203V202H151ZM150 203V204H151ZM235 203H236V200H235ZM252 203H253V205H254V202L252 201ZM15 204V203H14ZM186 204V203H185ZM189 204V203H188ZM34 206H36V205H43V199H40V201L39 200H35V203L33 204ZM58 205H59V203H58ZM63 205H65V203L63 204ZM173 205V204H172ZM180 205V204H179ZM236 205V204H235ZM258 205H259V203H258ZM257 205V206H258ZM51 206V205H50ZM92 206V205H91ZM91 206L89 207V209H91ZM98 206V207H99ZM181 206V205H180ZM186 206V205H185ZM191 206V205H190ZM247 206V205H246ZM45 206H43V208H44ZM60 207V206H59ZM58 207V208H59ZM80 207V206H79ZM82 207V206H81ZM80 207V208H81ZM88 207V206H87ZM93 207V206H92ZM98 207H96L97 208V210H98ZM148 207V206H147ZM154 207V206H153ZM183 207H184V205H183ZM209 207V206H208ZM244 207V206H243ZM150 208H152V205H151V207ZM210 208V207H209ZM246 208H249V207H246ZM261 208V207H260ZM53 209V208H52ZM75 209V208H74ZM211 209H213L212 207H211ZM217 209V208H216ZM215 209V210H216ZM257 209H258V207H257ZM51 210V209H50ZM67 210H68V208H67ZM84 208L82 209V211L84 212ZM87 210H88V208L85 210L86 211V213H88L90 210H88V212H87ZM219 210V209H218ZM255 210V209H254ZM63 211H65V210H63ZM74 211V210H73ZM201 211V210H200ZM206 211H207V209H206ZM222 211V210H221ZM255 211H257V210H255ZM258 211H259V209H258ZM262 211H264V206H263V204H262ZM66 212V211H65ZM75 213H76V211H74ZM101 212V211H100ZM109 212H110V210H109ZM112 212V211H111ZM165 212V211H164ZM199 212V211H198ZM197 211H196V213H198ZM202 212V211H201ZM212 212V211H211ZM218 211H216V213H217ZM223 212V211H222ZM220 213V211H219V213H220V215H221V219H222V215H223V213ZM230 212V211H229ZM40 213H41V210H40ZM52 213L53 214H55L53 211H52ZM67 213V212H66ZM71 213V212H70ZM69 213V214H70ZM108 213V211L107 212H105V214H107ZM237 213V212H236ZM259 213V212H258ZM264 213V212H263ZM68 214V213H67ZM101 214H103V213H101ZM175 214V213H174ZM200 214V213H199ZM230 214H231V212H230ZM238 215H240L239 214V212L237 213ZM236 214V215H237ZM49 215V214H48ZM97 216H98V213L96 214ZM104 215V214H103ZM122 215H120L121 216V218H122ZM170 215H171V213H170ZM170 215L168 216V215H158V216H155V219L154 220H152V221H145V222H142V223H140L139 225H137V226H135V227H133V228H136V229H138V230H145L146 232H149V230H151V229H153V228H155L156 227V231H155V233L157 232V226H161V227H165L164 228V231L167 229V228H169V229H171V231H172V236L174 237V239L175 240H178V243H179V241H181V240H183V242L182 243H184V240H185V243L184 244H188V246H189V251L187 252V251H185L186 253H187V256L185 255V259L189 256L190 258H192V257H194V259H190V261H189V264H191V260H192V262L194 263V261L193 260H195V258L196 259H199L198 257H197V249H200L201 248V250H202V252H203V250L205 249L204 247H209L210 246V250H211V246L213 247V245H214V247H215V245H216V240H217V238H215L214 237V233H215V231H216V233H217V230L218 229H215V231L214 232H212V228H218V227H216V226H214V227H212V228H210L208 231H210L212 234L211 235H209L210 233L209 232H207V233H205V230H204V234H208V236L206 237V236H204L203 234H200V232H198L199 230H197V231H194V228H193V230L191 229V226H189L187 223H186V221L184 220V219H181L180 217H177V218H173L174 216L172 215V217H170ZM198 215V214H197ZM202 215V214H201ZM207 215H209V214H207ZM215 215V214H214ZM225 215V214H224ZM228 215H229V213H228ZM227 214H226V216H228ZM261 216L263 215V214H260ZM56 216V215H55ZM97 216H96V218H97ZM104 216H106V215H104ZM119 216V215H118ZM204 216V215H203ZM225 216V218H227ZM242 216H243V214L241 215V219H242V227H244L243 229H244V231H242L241 230V226L239 225V219L237 220L236 218L237 217H235V214L233 215V217H234V219L236 220V222L238 221V224H236V222L234 221V219H232L233 220V223H232V225L230 224V226H232L231 228H232V232L230 231V227L228 228V227H226V226H224V224L225 223H223V227L224 228H228L227 230H226V232L228 231H230L231 232V236H232V233H233V236L234 237H232V238H230L229 240H227V241H229V242H227L226 241V243L228 244V249L230 248V250H228V255H227V257L223 260V261H219L220 263L219 264H238L239 263V259H240V257H241V259H243L242 257L243 256H241L243 253L245 254V251H246V247H250L249 249H252L253 250V246H254V248L256 247V246H258V245H256L255 243V245L253 244L252 245V243H253V238L251 237L252 236V234H253V229L251 230V227H250V225H248L250 228L248 229V230H245V227H246V229L248 228L247 226H244L245 225V220L247 221V224L248 223H251L250 222V220H249V217H248V220H249V222H248V220H247V217L246 216H243V218H242ZM264 216V215H263ZM50 217H52L51 216V211H50ZM67 217V216H66ZM99 217H100V214H99ZM187 217V216H186ZM209 217V216H208ZM128 218V217H127ZM204 218V217H203ZM212 218H214V217H212ZM223 218H224V216H223ZM232 218V217H231ZM239 218V217H238ZM245 218V219H244ZM53 219V218H52ZM189 219V218H188ZM193 219V218H192ZM220 219V218H219ZM228 219V218H227ZM14 220V219H13ZM19 220V219H18ZM136 220V219H135ZM150 220H151V218H150ZM217 220H218V218H217ZM226 220V219H225ZM68 221V220H67ZM66 221V222H67ZM128 221V220H127ZM191 221V220H190ZM219 222H220V220H218ZM229 221V220H228ZM227 221V222H228ZM231 221V220H230ZM241 221V220H240ZM10 222H11V220H10ZM141 222V221H140ZM194 222V221H193ZM199 222V221H198ZM203 222V221H202ZM217 222V221H216ZM215 222V223H216ZM222 222V221H221ZM16 223V222H15ZM110 223H112L111 221H110ZM113 223H115V222H113ZM112 223V224H113ZM134 223V222H133ZM200 223V222H199ZM198 223V224H199ZM204 223H205V221H204ZM213 222H211V224H212ZM215 223H213V225L215 224ZM228 223H230V222H228ZM228 223H227V225H228ZM68 224V223H67ZM107 224V223H106ZM132 224V223H131ZM198 224H195L196 226H198ZM220 224V223H219ZM244 224V225H243ZM21 225V224H20ZM204 224H202V226H203ZM132 226V225H131ZM202 226H201V228H202ZM205 226V225H204ZM221 226V225H220ZM236 226V229H238L239 228V226H240V228H239V230H235V227ZM251 226H252V224H251ZM15 227H16V225H15ZM32 227V226H31ZM39 227V226H38ZM126 227H129L130 228V226H127L126 225ZM238 227V228H237ZM116 229H117V227H115ZM115 228H114V230H115ZM122 228V227H121ZM125 228V227H124ZM132 228V227H131ZM258 228V229H257ZM17 229V228H16ZM33 229V228H32ZM38 229V228H37ZM162 229V228H161ZM196 229V228H195ZM199 229V228H198ZM203 229H205V227L203 228ZM207 229V228H206ZM261 229H262V232H263V228H261L260 227V229H259V226L258 227H256V230H257V232H259V231H261ZM6 230V229H5ZM93 230V229H92ZM114 230H113V232H114ZM148 230V231H147ZM202 229H200V231H201ZM136 231V230H135ZM247 231V232H246ZM77 232H78V230H77ZM81 232V231H80ZM84 232H86V231H84ZM112 232V233H113ZM132 232H133V230H132ZM152 232V231H151ZM159 232V231H158ZM163 232V231H162ZM161 232V233H162ZM168 232H170V230H168L167 231V233ZM225 232V231H224ZM242 232H244L243 234H242ZM262 232H260L258 235H257V239H258V242H261L262 243V239H263V243H264V235H263V233ZM3 233H4V231H3ZM5 233H6V231H5ZM4 233V234H5ZM82 233V232H81ZM161 233H160V235H159V237L161 236ZM166 233V234H167ZM249 233L250 234V236L249 235H247V234ZM90 234L93 236V234H92V232H91V230H90ZM90 234H89V232H88V236H89V239L91 238V240H92V236L90 237ZM130 234V229H129V233L127 234V235H129ZM133 234H135L134 232H133ZM159 234V233H158ZM218 234V233H217ZM221 234L223 235V233L221 232ZM228 234V233H227ZM27 235V234H26ZM86 235V241H85V245L84 246H87V244H86V242L89 240L88 239V236H87V233L85 234ZM102 235V234H101ZM163 235V234H162ZM219 235H220V232H219ZM230 235V234H229ZM228 235V236H229ZM263 235V238L261 237ZM0 236H2V234H0ZM24 237H25V235H23ZM107 236V235H106ZM124 236V235H123ZM143 239H144V237H146V235H144V233H143ZM148 236V235H147ZM166 236V235H165ZM168 236H170V234H168ZM218 236V235H217ZM224 236H225V234H224ZM224 236H223V238H224ZM22 237V236H21ZM31 237V236H30ZM79 237H81V236H79ZM85 237V236H84ZM113 237V236H112ZM119 237V236H118ZM260 237H261V239H260ZM6 238V237H5ZM4 238V239H5ZM156 238V237H155ZM3 239V240H4ZM19 239L21 240V238L19 237ZM18 239V240H19ZM81 241H83V237H81ZM88 239V240H87ZM100 239V241L103 239H106V237L105 238H102L101 239V237L99 238ZM161 239H162V237H161ZM220 239H222V238H220ZM225 239V238H224ZM6 240V239H5ZM24 239H23V237H22V242H24V244L26 245V243H25V240L23 241ZM26 240H27V238H26ZM32 240V239H31ZM98 239H96V241H97ZM107 240H108V238H107ZM141 240V239H140ZM146 240V239H145ZM169 240V239H168ZM170 240H171V238H170ZM260 240V241H259ZM1 241V240H0ZM16 241H17V238H16ZM143 241V240H142ZM155 241V240H154ZM219 241V240H218ZM254 241H255V238H254ZM21 242V243H22ZM27 242V241H26ZM79 242H80V239H79ZM89 242H90V240H89ZM92 242V241H91ZM90 242V243H91ZM99 242V241H98ZM105 243V241H102V243ZM108 242H109V240H108ZM107 242V243H108ZM122 242V241H121ZM136 242V241H135ZM140 242V241H139ZM138 242V243H139ZM159 242V241H158ZM170 241H168V243H169ZM221 242H222V240H221ZM6 243H7V241H6ZM31 243H32V241H31ZM31 243H29L30 245H32ZM99 243H101V242H99ZM113 243V242H112ZM111 243V244H112ZM116 243H117V241H116ZM167 243V244H168ZM177 243V241L175 242V244ZM182 243H181V245H182ZM223 243V242H222ZM221 243V244H222ZM2 244V247H1V245H0V247L3 249V243H1ZM29 244H27L28 246H29ZM89 244V243H88ZM93 244V243H92ZM95 244H96V242H95ZM109 244H110V242H109ZM118 244H121V243H118ZM154 244V243H153ZM156 244V243H155ZM159 244V243H158ZM166 244V243H165ZM171 244H173L172 243V240H171ZM187 244H186V246H187ZM10 245H11V243H10ZM22 245V244H21ZM90 245V244H89ZM133 245H135V244H133ZM142 245V244H141ZM149 245V244H148ZM177 245V244H176ZM219 245H220V243H219ZM251 245H252V247H251ZM145 246V245H144ZM180 246V243L178 244V246L177 247H179ZM185 246V247H186ZM217 246H218V243H217ZM226 246V245H225ZM225 246H224V250H225ZM23 247V246H22ZM82 247H83V243H82ZM160 247H161V245H160ZM166 249H168V247H166V245L164 246ZM170 247V246H169ZM172 247V246H171ZM208 247H207V251H208ZM219 247H221V246H219ZM259 247H262V245H260ZM5 248H7L6 247V245L4 246V252H6L5 251ZM143 248V247H142ZM148 248V247H147ZM203 248V249H202ZM216 248V247H215ZM232 248H233V250H232ZM257 249H258V247H256ZM256 248L254 249V253H256L255 255H256V257H257V255H258V257L260 258V253L259 252H256ZM21 249V248H20ZM24 249H27L26 247L24 248ZM29 249H30V247H29ZM173 250H174V248H172ZM184 246H183V251H184ZM214 249V248H213ZM212 249V250H213ZM239 249H245V250H243V252H242V254L240 255V257H238L239 255H238V253H237V251L239 250ZM248 249V248H247ZM263 249V248H262ZM163 250V249H162ZM241 250H240V252H241ZM260 250V249H259ZM3 251V250H2ZM205 251H206V249H205ZM215 251H216V249H215ZM221 251V250H220ZM229 251H235V254L234 253H229ZM249 251V250H248ZM247 251V252H248ZM0 252H1V250H0ZM14 252V251H13ZM19 252V251H18ZM24 252V251H23ZM175 252V251H174ZM224 252V251H223ZM239 252V251H238ZM247 252H246V254H247ZM250 252V251H249ZM262 252V251H261ZM2 253V252H1ZM0 253V254H1ZM25 253H26V251H25ZM177 253V252H176ZM180 253V250H179V252L177 253V254H179ZM208 254H210L209 252H207ZM214 253V252H213ZM253 253V254H254ZM258 253V254H257ZM264 253V252H263ZM262 253V255L264 256V254ZM22 254V253H21ZM37 254H38V252H37ZM89 254V253H88ZM224 254V253H223ZM230 254V255H229ZM237 254V255H236ZM250 254V253H249ZM12 256V251H11V253L9 254V256ZM19 255H20V252H19ZM67 255V254H66ZM65 255V256H66ZM74 255H76V254H73V257H74ZM78 255V254H77ZM81 255V254H80ZM82 255H83V253H82ZM108 254H106V256H107ZM120 255V254H119ZM129 255V254H128ZM142 255H144V254H142ZM146 255V254H145ZM182 252H181V257H182ZM213 255V254H212ZM212 255L210 256L211 258H212ZM219 255V254H218ZM220 255H222L221 253H220ZM1 256H3V255H1ZM1 256H0V258H1ZM8 256V257H9ZM13 256H14V258L13 257H11L12 259H15V256H16V253L14 254L13 253ZM24 256V255H23ZM23 256H21V258L23 259ZM68 256H69V254H68ZM68 256H66V257H68ZM71 256V255H70ZM69 256V257H70ZM89 256H90V258H92L91 257V253L89 254ZM93 257H94V254L92 255ZM109 256H110V258L112 257L110 254H109ZM135 256V255H134ZM200 256V255H199ZM208 256V257H207ZM206 257V259H208L209 258V255H207ZM215 255H213V257H214ZM247 255H245V257H246ZM263 256H261V257H263ZM40 257V256H39ZM78 257H79V255H78ZM84 257H86V252H85V256ZM96 257V256H95ZM99 255H98V257H96V258H98L97 259V261L99 260ZM101 257H103V256H101ZM100 257V260H99V262L101 261V258ZM113 257H114V255H113ZM112 257V258H113ZM122 257V256H121ZM126 257H127V255H126ZM126 257H125V261H127V259H126ZM153 257V256H152ZM151 257V258H152ZM219 257V256H218ZM225 257V254H224V256L222 255V259ZM244 257V259H243V262H241L242 264H245L244 263V260H246L247 261V258H245ZM249 257V256H248ZM11 258H10V260H11ZM19 257L17 256L16 257V261H17V259H18ZM24 258H25V256H24ZM75 258V257H74ZM74 258L72 259V261L73 262H75L74 261ZM89 258V257H88ZM89 258V259H90ZM104 258V257H103ZM154 258H156V257H154ZM211 258H210V260H211ZM217 258V257H216ZM215 258V259H216ZM70 259H71V257H70ZM79 260H80V257L78 258ZM95 259V258H94ZM123 259H124V256H123ZM139 259H140V256H139ZM184 259V258H183ZM200 259H201V256H200ZM213 260H215L214 258H212ZM240 259V260H241ZM252 259H253V255H252ZM257 259V258H256ZM28 260H29V258H28ZM69 260V259H68ZM82 260H83V257H82ZM88 260V259H87ZM142 260H145V256H144V259H142ZM152 260V259H151ZM159 260V259H158ZM189 260V259H188ZM248 260H249V258H248ZM261 260V262H262V258L260 259ZM20 261H21V259H20ZM23 261V260H22ZM93 261V260H92ZM119 261V260H118ZM132 262H133V260H131ZM177 261V260H176ZM178 261H179V258H178ZM182 261V260H181ZM196 261V260H195ZM207 261V260H206ZM257 261H258V259H257ZM30 262V261H29ZM55 262H56V260H55ZM60 262H62L61 260H60ZM76 262H77V260H76ZM80 262H81V260H80ZM85 262H87V261H85ZM94 262H95V260H94ZM94 262H93V264H94ZM140 262V261H139ZM149 261H147V263H148ZM164 262V261H163ZM200 262H202V259H201V261ZM208 262H209V260H208ZM255 262H256V260H255ZM14 263L15 264H18V262L16 263L15 262V260H14ZM82 263H83V261H82ZM92 263V262H91ZM106 263V262H105ZM124 263V262H123ZM122 263V264H123ZM142 263V262H141ZM177 263V262H176ZM184 263V262H183ZM196 263V262H195ZM210 263H212L211 261H210ZM252 263H253V261H252ZM259 263H260V261H259ZM264 263V262H263ZM263 263H261V264H263ZM8 264V263H7ZM19 264H20V262H19ZM21 264H22V262H21ZM55 264V263H54ZM76 264V263H75ZM81 264V263H80ZM99 264H102V261L99 263ZM131 264V263H130ZM133 264H134V262H133ZM143 264V263H142ZM162 264V263H161ZM188 264V263H187ZM198 264H200L199 262H198ZM208 264V263H207ZM212 264H215L214 262L212 263ZM216 264H217V261H216ZM256 264H257V262H256Z\"/></svg>",
  "mask_w": 264,
  "mask_h": 264
}]
</instances>
